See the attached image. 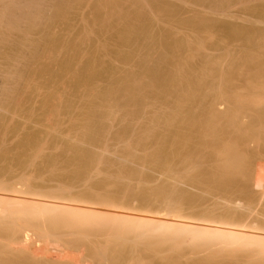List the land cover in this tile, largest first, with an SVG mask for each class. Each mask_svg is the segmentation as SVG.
<instances>
[{
    "label": "bare ground",
    "instance_id": "6f19581e",
    "mask_svg": "<svg viewBox=\"0 0 264 264\" xmlns=\"http://www.w3.org/2000/svg\"><path fill=\"white\" fill-rule=\"evenodd\" d=\"M50 0H48L47 1V3H50L49 2ZM54 1V0H53ZM52 1V2H53ZM93 1V0H92ZM99 1H101V0H99ZM98 0H97V2H95V6H94V8H96V9H98L99 7H103V6H105L106 7V9H107V12H108V14H109V16H108V14H107V12L105 11V13H103L102 15H100V16H98L97 17V21H99V23H98V25L100 24L102 27H104L105 28V26L107 27V25L108 24H110V22L111 21H109V18H111L113 15V17L112 18H114V17H116L117 19H118V21H119V23H122L123 25H120V26H122L118 31H115L114 32V38H115V40H116V50H115V54H116V56L117 57H119L120 58V60L122 59L123 60V62H128V61H132V58H134V56H135V54H136V51H138V49L136 50V48L138 47L137 46V44L140 42L141 44H143V48H142V45H141V48H140V50L141 49H143L142 51H144L143 52V54H140L141 56V58H139V60H138V66H139V68H142L143 67V70L141 69V72H140V74L139 75H141V74H143L142 72H146L147 73V75H146V77L148 76V77H150V79L151 80H153V82H155V83H153L154 85H155V87L157 88V90H158V88H162L163 90H158L159 92H157L156 93V100H155V108H154V113H153V117H151V119L148 121V125L146 126V128L145 127H143L140 131H139V133H138V131H137V134L135 133V131H133L137 136H136V138H134L135 140H131L130 141V139H133L132 138V136H133V133H132V136H131V138L129 139H127V137H125L124 136V138H123V135L125 134V132H127L126 130H123V131H121L120 132V135H119V133L117 134V133H115L116 135H114V136H116L115 138L117 139V141L118 142H122L121 143V147H122V149H123V152L124 153H121V154H123L122 156H121V154L119 155V154H117L116 152L117 151H114L113 150V148L112 149H110L111 148V145H113V144H110V147H109V145L107 146L106 144H109L108 143V141L107 140H105V142H104V140L102 139V137L105 139L107 136L105 135V137L103 136V134H104V132H105V126L107 127V124L104 126V124H103V126H104V128H101L102 129V131H104L103 133L102 132H99V126L98 125H100V127H102V125H101V116H100V118H99V108H101V107H107L108 109L110 108H112L113 106V108H115V107H118L119 109L122 107V109L124 110V108L125 109H127L128 110V108H129V106L131 105V103L132 104H134V106H136L135 105V102H137L138 103V105L140 106V104L139 103H141V99L142 98H140V96H141V92L142 93H144L143 91V85L141 86V80H138V82H139V84H137V79H138V76H137V79H136V77H135V74H127L126 72V75H125V77L123 76V78H119V77H117V78H115V79H113V81L111 82V84H109V85H107V86H105L104 88H102L101 89V91H99V93H97V95H95V94H91L92 92H90V89L92 88H90L89 89V92H90V94L91 95H95V96H91L90 94H89V99L90 100H88V104H87V109L85 110L86 111V113H85V111H84V113L85 114H81V115H83V122H82V120L80 121L81 123L79 124V126H77L79 129H77V130H79V131H76L75 129L77 128H75L74 127V134H75V132H77L76 133V136H75V138H74V136H72V135H74L73 133H72V135H71V137L73 138V140L74 141H69V140H72V138L71 137H69L70 139L69 140H67V141H65L64 143L66 144V142L67 143H69L68 144V146H64V148L62 147V149L63 150H69V153H71V154H69L68 152V155H65L67 158H65V156H63L62 155V153H63V150L61 151V153L59 152V155H61L62 157V159H63V157H64V159H63V161L65 162V163H62V162H60V163H62V165L64 166V167H66V168H64V170L66 169V171H69L72 167V171L70 170L69 171V173L70 172H72L71 174H69V173H67L66 172V174H64L65 173V171H63V170H61V171H63V175H59L61 172L60 171H58L59 169V167H57L56 166V163H57V165L59 166V164L60 163H58L57 161H56V158L55 157H53V156H46L45 158H44V167L45 168H47L46 166H49V167H51L50 169H51V171L54 173V174H50V176H49V178L51 177V175H54L55 176V174H58L60 177L62 176V177H66V175H67V178H71V180H73L74 182H75V180L77 181V183H78V187L80 186V182H78V180H81L82 179V182L84 183V181L83 180H85L84 178H86L87 177V175H89V173H90V169L92 170V167L90 166V165H93V164H100L99 162H102V159L101 158H99L98 157V153H100V151H101V153L103 152L104 153V157H105V154L107 153V152H109V155L108 154H106V159L105 158H103L104 159V162H106L105 164H108V165H110V161H112L113 163H114V160H119V161H115V163H122V165H123V168H124V170L126 169L125 167H124V165L127 163V165H126V167H128L127 169H128V176L127 175H125L126 174V172H124L125 174L123 175L122 174V172L119 174V176H127L126 178H128V179H132L131 180V182H132V185H134V186H136L135 184H133L135 181V177H136V173L138 172V174H139V171H136V167L137 166H139V164H140V166H141V164H145V167H143L142 166V168H146V165H147V167L148 166H150V164H151V167L153 168V171L156 173V175L155 176H157L159 173H161L163 170H167L165 173H167L168 171V173H171V174H168V175H170V176H166L167 177V180L168 181H170V182H168V184L169 183H171L172 182V184H170L168 187H165L164 185H163V187H161L160 186V184L162 183H160L159 184V186H158V184H157V182H159V181H157L156 182V186H154L153 188H154V190H151L150 189V191L149 192H153L154 191V193H150L151 194V196H150V194L147 192H145V190H141L139 187H140V181L142 180V177H143V174H142V176L141 177H139V178H141V180H137L138 182H139V186L137 187L139 190H141V191H139V192H142L143 194L141 195V193H140V196H139V193L136 191V187L134 188L135 190L134 191H136L135 193L136 194H138V197H139V199H138V197L137 196H135L136 194L134 193V191L132 190V187H134V186H132L131 185V182H128L129 180L128 179H126V180H124L125 182H127V183H130V185H131V188H129V186L128 187H126V186H124V188L126 187L127 188V190H125V191H128V193L126 194L125 193V191H123V185L122 184H124L125 182L124 181H120V179L121 180H123V178H121L120 177V179H119V181H120V183H122L121 185H118L117 184V182L119 183V181L118 180H116L115 179V181H114V178H112V177H114V176H110V175H105V174H103L104 172V170H101L103 173V176L105 175V177H104V179L102 180V182H101V184H104L105 186H107L108 185V187L110 186V185H114V184H117L118 186H120V188H122V189H119V190H122V194L123 193H125V196L126 197H124L126 200H129V199H131V195H133L134 197L133 198H136L137 197V199L138 200H140L142 203H143V201H145V203H141L140 205H141V207L140 208H137L138 207V205L137 206H134V207H132V205H134V204H132V203H130V202H128V201H126L124 198H122L120 201L122 202V200H123V202L122 203H120V201H119V199H120V197L122 196V195H120V197L118 196V198L116 197L115 199H118V203L117 202H113V201H116V200H113L114 199V197L113 196H109L110 194H108V190L106 189L107 187H105V188H103V186L101 187V188H103V189H106L107 190V192H104V191H100V194H99V192L96 190H93V192H92V190H91V192L90 193H88L89 192V190H88V192H87V188H86V190L85 191H83L84 189H82V192H83V194L85 193V194H87L86 196H85V194L83 195V197L81 196L82 194L80 193L79 194V191L77 192L78 194H79V196L78 197H76L78 194L77 193H75V194H77V195H75L74 194V192H73V194H74V196L70 193L69 194V192H67V191H71V189H73L74 187H73V184H75V183H73V184H71V180H69V181H71V182H69L70 184H71V186L69 187V186H67V185H70V184H68V182H65L64 184L67 186V187H69V188H67L66 186H61L60 187V185H58L59 186V188H58V186L57 187H55V188H58V189H49V191L48 190H46L47 192H45V189L44 190H41L38 186H37V188H36V186H34L35 184L37 185V183H34V184H32L33 182H35L33 179H32V177L30 178V176L32 175L33 177H34V174H36L37 175V171L40 169L39 167H37V168H39L36 172H35V170H34V172L35 173H32V171H33V169H32V171H31V173H29V174H27V172H26V170L24 171V172H26V174L22 171L23 169V167H21V169H19V170H21L22 172H23V174L22 173H20L21 175L20 176H18V178H16V179H14L13 181L12 180H7V179H5L6 177H4V179H3V177L1 178L0 177V232H2V233H0V253H2V254H0V257H3L2 258V260L0 259V264H26V263H28L29 264V262H36V264L37 263H44V264H91L93 261H95L94 260V258H95V256L97 257V255H98V253L97 252H95L96 254L95 255H93L94 256V258H93V256L91 255V254H89L91 251L90 250H92V252H94V248H95V246H96V244L97 243H93V244H95V245H92V246H94V247H91V245H90V250H89V246H88V244L84 247V246H82L83 244H85V243H83V242H79L78 241V243H79V245H81V246H79L77 243H73L72 242V240H70L69 238H68V236H71V238H72V236H73V238H74V236H80V237H82L81 235H84L85 237H87V236H89L88 238H87V240L88 239H90V243L93 241H95L96 239V241L98 242V240L100 241V238L102 239L103 238V240H104V238L105 239H110V240H108V241H111L112 239L113 240H115V242L118 240H120L121 242L122 241H124V242H126V241H128V242H132V243H134V244H132V245H136V244H143V245H145L146 246V248H157V249H160V250H162V251H170V252H174V253H178L179 255H180V253H188V254H186V256H190V254H195V256H196V254L197 255H201V254H205V253H210V254H212L213 253V255H214V259L212 258L211 259V257L213 256H211V257H207L206 256V258H200V262L201 263H205L206 264V260H210L209 262H207V263H210L211 264V262H212V264H231V263H237V264H239V263H242V264H264V224H261V221L259 222V223H257L258 222V220H260V219H263V218H260V219H258V220H254V216L256 215V214H254V218H251L252 219V221H250L249 220V214L248 213H250L251 211L249 210V209H252L251 208V206L249 205V204H251V203H247L246 204V202H245V204H246V206L247 207H245V204H244V206H243V204L241 205V202L239 201V198H236V197H234L233 196V194H235V192L234 191H236L237 192V189L238 188H236V190H234L235 189V187L234 186H236V185H238V180H237V177L239 176V178H244V180H246L247 179V181H248V183L251 181H249L248 180V174H247V172H248V168L251 166V165H249V160H248V158L247 157H249L248 155V153H246L245 151L246 150H244V148L246 149V143H248V140H247V137L249 138V136H248V134L249 133H247V131L244 129V127H243V125H241L240 124V122H242V120H240V119H242L243 117H242V115L244 116V114H245V112H246V110H248V109H244L243 107L245 106V105H248L249 107H251V106H257V104L259 105V104H263L264 103V101H263V99L264 98H262L261 97V95H260V93H259V95H257V93H256V91H255V93H254V91H253V95H247V96H243V97H241L240 95L239 96H235L234 94H232L231 96H233L234 95V98H232L231 100L233 101V99H234V102H235V105H237L238 107H240V106H242L241 107V110H234V111H236V113L234 112V114H231V115H228V116H226V117H223L222 118V115L223 114H221V116L219 115V117L218 116H216V113L214 112V110H213V107H212V110H213V113L212 112H210V114L211 115H209L208 113L209 112H207L206 114H208V115H205L204 113L203 114H201V113H198V111L196 112V111H192V110H194L195 108H194V104L195 103H197L198 104V102H202L203 101V99H205L204 98V95L202 94V96H201V98H200V95H198L196 92L199 90V89H197L198 87H200V86H203V85H206L205 83H207V82H212V81H208L207 79H205L204 77H208V73H209V75L212 73V71H214L215 72V70H216V68H217V66H218V61L215 59V58H213V57H211L210 55V57L209 56H207L206 55V53H205V55H201L202 57V59H201V63H200V65H192V64H186L187 62H186V60H184L185 62V66L187 65V68H184L185 69V74L186 73H189V76H191V77H185V78H182V79H177L174 75H175V73H180L182 70H180V69H178V67H174L173 69H172V67H170L171 69H169V68H167V70H165V72L164 73H161L162 72V65L163 64H161V66H160V63L161 62H163L164 61V59H166L167 57V55L165 54L164 55V52H161V51H159L160 52V54H158V56L157 57H152L151 58V56L149 55V54H151V50L154 48V46H156V45H160L161 46V49H165L166 50V48L168 47L169 49L171 48V42H170V39H171V36H169L168 34H162V35H159V34H151V32H150V34H149V32H148V30H150L151 31V29H149L150 27H152V25L154 24V22L159 18V17H161V14L164 12L165 13V11H166V9L164 8L163 10H161V12L162 13H160V16H159V13H157L158 11H160V9L161 8H156V9H158V11L157 12H153V11H156V10H153L152 11V9H151V7L152 8H154L153 7V5L152 4H150V2L148 3L147 1H145L144 0V2H143V0H132L133 1V3L131 2V7L129 6V8L125 11H121L122 10V3H121V1L122 0H102L101 2H99ZM125 1V0H124ZM196 2H198V4L199 3H202V2H204V3H202V4H205L206 6H207V8L209 7V8H211V10H216V9H219V8H223V7H225V6H230L231 7V5H230V3H231V1L230 0H208V3H205V2H207V0H205V1H203V0H195ZM239 1H243V0H239ZM245 1V0H244ZM249 1V0H248ZM44 0H0V58L2 59V61H4V64L6 65H4V64H0V65H2L3 66V69L1 68V66H0V100H1V102L2 101H4V103L2 102V104H0V105H4L5 106V104H7L6 103V98H7V102L9 101V103L11 104V99L13 98V96H14V92H15V90H14V88H15V86H17V83H13V80L15 81V79L17 78L16 76H17V74H18V71H13V69H12V67H17V65H22L21 66V69H19V67H17L18 69H19V72L21 71V70H23V64H24V62H23V64H19L20 63V61H22L25 57L24 56H28L26 53V51H25V49L27 48V47H30V50H29V53H30V55L34 52V54H33V56L32 57H37L38 56V53H36V49H38L39 50V48L41 47L40 46V44L42 45L43 43H40L41 41H38L37 40V42H39V43H36L35 41V43L34 42H32V44L29 42L30 41V39L28 40V37H27V35H29V34H27V35H25V32H26V30H27V28L28 29H34V27L35 26H37V25H35L34 26V24L33 23H37L38 21L37 20H39V19H42L43 20V18H42V16H44V15H42L43 14V12H44ZM51 2V3H52ZM55 2V1H54ZM60 2V1H59ZM59 2H57L56 1V4H58ZM62 2V1H61ZM65 2V1H64ZM67 2H69V1H67ZM125 2H127V0L125 1ZM238 2V1H237ZM71 3H72V1H71ZM74 3V2H73ZM128 3V2H127ZM46 4V3H45ZM53 4H55V3H53ZM61 4V3H60ZM65 4V3H64ZM63 4V5H64ZM79 4V3H78ZM66 5V4H65ZM69 5V3L67 4V6ZM72 5V4H71ZM48 6H50V5H48ZM47 6V4H46V7H48ZM52 6V5H51ZM51 6L49 7V9L51 8ZM59 6V5H58ZM70 6V5H69ZM68 6V7H69ZM204 6V5H203ZM206 6H204V8L206 7ZM53 7H55V5L53 6ZM52 7V8H53ZM61 7V6H60ZM68 7H67V9H68ZM118 7H121L120 9L118 8ZM262 7V6H261ZM150 8V9H149ZM163 8V7H162ZM168 8V7H167ZM227 8V7H226ZM229 8V7H228ZM257 8V7H256ZM93 9V8H92ZM124 9V8H123ZM147 9L149 10V12H150V10L153 12V13H148L147 12ZM224 9V8H223ZM46 10H48V9H46ZM52 11H53V13H54V10L53 9H51ZM50 10V11H51ZM56 10V9H55ZM95 10V9H94ZM255 10V9H254ZM59 11V10H58ZM60 11H61V9H60ZM65 11H66V8H65ZM172 11V10H171ZM221 11V10H220ZM245 11V10H244ZM250 11V10H249ZM102 12V11H101ZM52 13V14H53ZM62 13V12H61ZM64 13H66V12H64ZM67 13H68V11H67ZM163 13V14H164ZM170 13V12H169ZM261 13V12H260ZM58 14V13H57ZM56 14V15H57ZM263 14V13H262ZM49 15H51V13L49 14ZM65 15V14H64ZM64 15H62V14H60V17L59 18H63V17H65ZM110 15H112L111 17H110ZM54 16V15H53ZM58 16H59V14H58ZM177 16V15H176ZM47 17V16H46ZM49 17V16H48ZM45 18V17H44ZM50 18H52L51 16H50ZM54 18V17H53ZM52 18V19H53ZM58 18V19H59ZM70 18V17H69ZM46 19V18H45ZM67 19V18H66ZM169 19V18H168ZM24 20V21H23ZM28 21V22H26V21ZM50 20V19H49ZM61 20V19H60ZM96 20V19H95ZM155 20V21H154ZM180 20V19H179ZM182 20V19H181ZM201 20V19H200ZM27 23V28H25L26 30L25 31H23V30H21L20 31V28L22 27L20 24L21 23ZM35 21H37V22H35ZM117 21V20H116ZM41 21H39V23H40ZM93 22H95V21H93ZM164 22V21H163ZM171 22V21H170ZM180 22V21H179ZM201 22V21H200ZM32 23V24H31ZM43 23V22H42ZM41 23V24H42ZM185 23V22H184ZM31 24V25H30ZM191 24V23H190ZM23 25V24H22ZM31 26V28H30V26ZM39 25V24H38ZM43 25V24H42ZM49 25V24H48ZM88 25V24H87ZM90 25V24H89ZM88 25V26H89ZM21 26V27H20ZM34 26V27H33ZM100 26V27H101ZM38 27V26H37ZM87 27V26H86ZM24 27H22V29H23ZM42 28V27H41ZM51 28V27H50ZM88 28V27H87ZM91 28V27H90ZM39 29V28H38ZM89 29V28H88ZM31 30V31H32ZM85 30V29H84ZM91 30V29H90ZM89 30V31H90ZM103 30V29H102ZM108 30V29H107ZM16 31V32H15ZM19 31V33L20 32H23V34L22 33H20L19 35H18V32ZM34 31V30H33ZM162 31V30H161ZM225 36L227 37V38H235V37H240V38H242L243 40H246V41H252V38L254 37H251L252 35H249V33H246L245 32V30H243V29H241V28H239V27H225ZM29 31L27 30V33H28ZM85 32V31H84ZM87 32V31H86ZM256 32V31H255ZM260 33V31H257L255 34H259ZM14 33H17V34H14ZM48 33H49V31H48ZM91 33V32H90ZM12 34L14 35V36H12ZM22 34V35H21ZM112 34V33H111ZM254 34V35H255ZM16 35V36H15ZM32 35V34H31ZM82 35V34H81ZM88 35H89V32H88ZM257 35H255L256 37L255 38H258L257 37ZM261 35H262V33H261ZM13 38H12V37ZM41 36V35H40ZM260 36V35H259ZM264 36V35H263ZM34 37V36H33ZM33 37H31V38H33ZM87 37V36H86ZM42 38V37H41ZM65 38V37H64ZM250 38H251V40H250ZM38 39V38H37ZM78 39H81V38H78ZM190 39V38H189ZM254 39V38H253ZM26 40H28L27 41V47L24 49V47H22V46H24L26 43ZM43 40V39H42ZM60 40H61V38H60ZM60 40H58L59 41V43H58V41L56 42L57 44H61L62 42L60 41ZM76 40H77V38H76ZM113 40V39H112ZM114 40V41H115ZM141 40V41H140ZM142 40H144L143 42H145L146 43V45H144V43L142 42ZM174 40V39H173ZM228 40V39H227ZM261 40V39H260ZM32 41V40H31ZM78 41V40H77ZM80 41V40H79ZM82 41V40H81ZM89 41V40H88ZM148 41V42H147ZM258 41H259V39H258ZM28 42L30 43V46H29V44H28ZM254 42V41H253ZM252 42V43H253ZM260 42H263V40L262 41H260ZM46 42H44V44H45ZM49 43V42H48ZM64 43V42H63ZM174 43V42H173ZM179 43V42H178ZM71 45V43H68L67 45ZM77 44V43H76ZM99 44V43H98ZM175 44V43H174ZM196 44V43H195ZM249 44V43H248ZM31 45L33 46L32 48H31ZM49 45V44H48ZM63 45V44H62ZM66 45V46H67ZM69 45V46H70ZM135 45H136V47H135ZM139 45V44H138ZM194 45V44H193ZM40 46V47H39ZM45 46V45H44ZM54 46V45H53ZM63 46H65V45H63ZM62 46V47H63ZM69 46H68V49H69ZM173 46V45H172ZM252 47H253V45H251ZM8 47H9V49H8ZM43 47V46H42ZM50 47V46H49ZM56 47V46H55ZM74 47V48H73ZM73 47L71 46L70 47V54H72L71 55V57L69 58V59H71V60H66L65 62H63L62 64H61V68H63L64 66V68H63V72H67V71H69L70 72V69L69 68H72V66L70 67V63H73V62H71V61H73L72 60V58L74 57L75 58V56L77 55V49L75 48L76 47V45L73 43ZM140 47V46H139ZM260 47V46H259ZM58 48V47H57ZM56 48V49H57ZM93 48V47H92ZM128 48V49H127ZM156 48V47H155ZM174 48V47H173ZM21 49H23V50H21ZM31 49L33 50V51H31ZM35 49V50H34ZM41 49V48H40ZM52 49V48H51ZM55 49V50H56ZM68 49H66V50H68ZM146 49V50H145ZM160 49V48H159ZM160 49V50H161ZM175 49V48H174ZM195 49V48H194ZM42 50V49H41ZM43 50H44V48H43ZM54 50V49H53ZM136 50V51H135ZM139 50V51H140ZM177 50V49H176ZM249 50V49H248ZM24 51L26 52L25 54H24ZM46 51V50H45ZM52 51V50H51ZM60 51V50H59ZM141 51V52H142ZM194 51V50H193ZM259 51V50H258ZM39 52V51H38ZM47 52V51H46ZM168 52V51H167ZM190 52V51H189ZM244 52V51H243ZM67 53V52H66ZM69 53V52H68ZM138 53V52H137ZM154 53V52H153ZM244 53H246V52H244ZM35 54H37V56H35ZM75 54V55H74ZM156 54H157V52H156ZM173 54V53H172ZM261 54H262V52H261ZM24 55V56H23ZM67 55H69V54H67ZM83 55V54H82ZM86 55V54H85ZM171 55V54H170ZM181 55V54H180ZM192 55V54H191ZM241 55H243L242 54V52H241ZM250 55H252V53L250 54ZM66 56V55H65ZM138 56V55H137ZM153 56H156V55H153ZM199 56V55H198ZM246 56H248V54L246 55ZM29 57V56H28ZM28 57L27 58H25V60H23V61H25L26 62V59H28ZM56 57V56H55ZM67 57V56H66ZM65 57V58H66ZM139 57V56H138ZM169 57V56H168ZM181 57V56H180ZM214 57H215V55H214ZM217 57V56H216ZM236 57V56H235ZM244 57V56H243ZM249 57V56H248ZM258 57V56H257ZM262 57H264V56H262ZM21 58H23V59H21ZM31 58V57H30ZM38 58H39V56H38ZM68 58V57H67ZM220 58V57H219ZM222 58V57H221ZM233 60H234V58L233 57H231ZM253 58H255V57H253ZM253 58H251V59H253ZM36 59V58H35ZM63 60H64V58H62ZM62 59H60L61 61H63ZM90 59V58H89ZM131 59V60H130ZM134 59H136V57L134 58ZM229 59V58H228ZM237 59V58H236ZM241 59H243V58H241ZM32 60V59H31ZM31 60H29V64H30V61ZM121 60V61H122ZM239 60V59H238ZM244 60V59H243ZM248 60V59H247ZM249 60H250V58H249ZM248 60V61H249ZM260 60V59H259ZM180 61V60H179ZM187 61H188V59H187ZM190 61V60H189ZM188 61V62H189ZM236 61V60H235ZM245 61V60H244ZM247 61V62H248ZM252 61H254V60H252ZM260 61H262V60H260ZM259 61V62H260ZM1 62V61H0ZM28 62V61H27ZM33 62H34V60H33ZM93 62L94 61H92L91 59L90 60H88L85 64H84V67L82 68V70L81 71H79L78 73L76 72V74H80V75H76L75 73V75H74V78L75 77H77V78H75V79H73V80H78V78H79V76L81 77V78H79L80 80H79V83L81 84V82L80 81H84V78H86L87 80V82H88V80H89V78L93 75H95L96 73H98V71H97V68H96V66L94 65L93 66ZM191 62V61H190ZM229 62H230V60H229ZM257 62V61H256ZM259 62H257L258 64H259ZM179 63H181V62H178L177 64H179ZM236 63H237V61L235 62V65H236ZM249 63V62H248ZM253 63H255V62H253ZM256 63V65H258ZM262 63H264V61L263 62H261V64ZM94 64H95V62H94ZM182 64H183V62H182ZM182 64H179V65H182ZM228 64V63H227ZM231 64H233L232 63V60H231ZM62 65H64L63 67H62ZM174 65H176V64H174ZM178 65V66H179ZM184 65V64H183ZM221 65V64H220ZM244 65V64H243ZM246 65H249V64H246ZM252 65V64H251ZM255 65V66H256ZM25 66H27V64H25ZM169 66V65H168ZM223 66V65H222ZM231 66L232 65H230V68H231ZM263 66V65H262ZM7 67V68H6ZM56 67V66H55ZM69 69H67V68ZM94 67H95V69H94ZM225 67V66H224ZM228 67V66H227ZM29 68V67H28ZM60 68V70H62ZM65 68L67 69V71H64L65 70ZM137 68V67H136ZM145 68V69H144ZM180 68V67H179ZM253 68V67H252ZM254 68H256V67H254ZM260 68V67H259ZM27 68L25 67L24 68V70H26ZM169 69V70H168ZM181 69H183V67H181ZM232 69V68H231ZM231 69H228V70H231ZM236 69H237V67H236ZM236 69H235V71H236ZM247 69V68H246ZM14 70H16L15 68H14ZM36 70V69H35ZM79 70V69H78ZM128 70V69H127ZM146 70V71H145ZM249 70V69H248ZM253 70H256V69H253ZM261 70V69H260ZM27 71V70H26ZM25 71V72H26ZM29 71H30V69H29ZM41 71V70H40ZM184 71V70H183ZM232 71V70H231ZM231 71H230V73H231ZM24 72V71H23ZM24 72V73H25ZM60 72H62V71H60ZM122 72H124V71H122ZM213 72V73H214ZM218 72V71H217ZM248 72V71H247ZM253 72V71H252ZM260 72H263V71H260ZM16 75H15V74ZM29 73V72H28ZM134 73V72H133ZM182 73V72H181ZM213 73H212V75H213ZM216 73V72H215ZM232 73H234L233 71H232ZM240 73V72H239ZM27 74V73H26ZM120 74V73H119ZM122 74H124V73H122ZM136 74H138V73H136ZM183 74V73H182ZM181 74V75H182ZM207 74V75H206ZM258 74V73H257ZM21 75L23 76V73H21ZM21 75H18V77L20 76V77H22ZM30 75V74H29ZM144 75V74H143ZM150 75V76H149ZM180 75V76H181ZM217 75H218V73H217ZM255 75V74H254ZM262 75V74H261ZM72 76V75H71ZM195 76V77H194ZM215 76V75H214ZM258 76V75H257ZM20 77H19V82H21L22 80L20 79ZM25 77H26V75H25ZM25 77H23L22 79H24ZM84 77V78H83ZM89 77V78H88ZM152 77V78H151ZM184 77V76H183ZM210 77V76H209ZM212 77V76H211ZM215 77H217V76H215ZM221 77H224V76H221ZM259 77V76H258ZM258 77H257V79H258ZM30 78V77H29ZM83 78V80H81ZM213 78V77H212ZM225 78V77H224ZM264 78V77H263ZM28 79V78H27ZM17 80V79H16ZM219 80V79H218ZM217 80V81H218ZM222 80V79H221ZM250 80V79H249ZM259 80H260V77H259ZM255 81L254 80V82L253 81H247V82H249V83H246V85H249V87H252L253 89L255 88H263L264 89V79H261V81ZM263 80V81H262ZM35 81V80H34ZM150 81V80H149ZM216 81V80H215ZM216 81V82H217ZM223 81V80H222ZM221 81V82H222ZM12 82V83H11ZM77 82V81H76ZM86 82V83H87ZM142 82H143V80H142ZM146 82H148V81H146ZM151 82V81H150ZM215 82V83H216ZM229 82V81H228ZM227 81H225V83L227 84L228 83ZM252 82V83H251ZM11 83V84H10ZM89 83H93V82H89ZM214 83V84H215ZM219 83V82H218ZM230 83V82H229ZM30 84H31V82H30ZM144 84H146V83H144ZM148 84H150L149 82H148ZM148 84H146V85H148ZM203 84V85H202ZM213 84V85H214ZM224 83L222 82V85H223ZM242 84V83H241ZM11 85V86H10ZM89 85V84H88ZM91 85V84H90ZM93 85L95 86V84L93 83ZM93 85H91V86H93ZM150 85H152V84H150ZM209 85H211V83L209 84ZM209 85H208V87H209ZM219 85V84H218ZM221 85V86H222ZM239 85V84H238ZM245 85V86H246ZM14 88H13V87ZM93 86V87H94ZM215 86H216V84H215ZM215 86H213V88L215 87ZM220 85H219V87H221ZM243 86V85H242ZM207 87V88H208ZM248 87V86H247ZM14 90V92H12V89ZM17 88V87H16ZM21 88V87H20ZM20 88H19V90H20ZM155 88V89H156ZM204 88H205V86H204ZM211 89H212V85H211V87H210ZM209 88V89H210ZM216 88V87H215ZM244 88V87H243ZM246 88V87H245ZM251 88V89H252ZM86 89V88H85ZM93 89V88H92ZM100 89V88H99ZM148 89V88H147ZM167 89H171V93H170V90H169V94L170 95H166V94H164V92H166V93H168L167 92ZM196 89H197V91H196ZM217 89V88H216ZM236 89V88H235ZM240 89V88H239ZM18 90V91H19ZM94 90V89H93ZM165 90V91H164ZM205 90V89H204ZM218 91H219V89H217ZM216 90V91H217ZM6 91H8V93H10L9 91H11V96H9L10 94H8ZM18 91H16V92H18ZM201 91V90H200ZM212 91V90H211ZM215 91V90H214ZM258 91V90H257ZM20 92V91H19ZM18 92V93H19ZM163 92V93H162ZM220 92H221V90H220ZM222 92H223V90H222ZM261 92V91H260ZM262 92H264V91H262ZM7 93V94H6ZM14 93V94H13ZM202 93V92H201ZM216 93V92H215ZM250 92H248V94H249ZM205 94H207L206 92H205ZM210 94V92L208 93V95ZM237 94V93H236ZM246 94V93H245ZM256 94V95H255ZM9 96V97H7V96ZM16 95H18L17 93H16ZM145 95V94H144ZM143 95V96H144ZM5 96V97H4ZM86 96V95H85ZM206 96V95H205ZM260 98H259V97ZM87 97V96H86ZM94 97H95V99H94ZM142 97V96H141ZM207 97V96H206ZM209 97V96H208ZM211 97V96H210ZM213 98H216L217 97V95L214 97V96H212ZM3 98H5V100L3 99ZM8 98H10L9 100H8ZM15 98H17V97H15ZM61 98V97H60ZM99 98V99H98ZM203 98V99H202ZM213 98H211L212 100H213ZM3 99V100H2ZM59 99V98H58ZM198 99H200V100H198ZM206 99H208V98H206ZM14 100V99H13ZM16 100V99H15ZM61 100V99H60ZM96 100H99L98 102L96 101ZM111 100L112 101H114V103H112L111 102ZM198 100V101H197ZM225 100V99H224ZM108 101H109V104H108ZM144 101V100H143ZM197 101V102H196ZM211 101V100H210ZM223 101V100H222ZM13 102V101H12ZM213 102H214V100H213ZM227 102V101H226ZM106 104L108 105V106H106ZM208 104V103H207ZM211 104V103H210ZM13 105V104H12ZM145 105V104H144ZM201 105V104H200ZM244 105V106H243ZM4 106H0L2 109H4ZM7 106H9L8 104H7ZM147 106V105H146ZM199 106V105H198ZM260 106V105H259ZM263 106H264V104H263ZM137 108H138V106H136ZM166 107H167V109L168 108H170V111H168L167 109H166ZM193 107V108H192ZM260 107H262V106H260ZM260 107H258V108H260ZM12 108V107H11ZM10 108V109H11ZM142 108V107H141ZM192 108V109H191ZM232 108V107H231ZM233 108H236V106L234 107V105H233ZM233 108L232 109H228L227 110V112L229 111V110H233ZM242 108H243V111H245V112H243L242 111ZM248 108V107H247ZM258 108H256V112H257V109ZM60 109V108H59ZM107 109V115H105V117L107 118V119H109V118H111L110 116L112 115L111 113L113 112H111V110H108ZM135 109V108H134ZM140 109V108H139ZM198 109H199V107H198ZM227 109V108H226ZM250 109V108H249ZM253 108L251 107V110H252ZM262 109H263V107H262ZM115 110V109H114ZM117 110V109H116ZM250 110V111H251ZM2 111V110H1ZM1 111H0V113H1ZM5 111V110H4ZM18 111V110H17ZM119 111V110H118ZM138 111H140V110H138ZM146 112H147V110H145ZM202 111V110H201ZM207 111V110H206ZM221 111V110H220ZM223 111V110H222ZM240 111H242V113L240 114ZM253 111V110H252ZM259 111V110H258ZM264 111V110H263ZM262 111V112H263ZM103 112V111H102ZM141 112H142V110H141ZM248 112V111H247ZM246 112V113H247ZM185 113L187 114V116L185 115ZM228 113H230V111L228 112ZM231 113H233L232 111H231ZM238 113V114H237ZM244 113V114H243ZM250 113V112H249ZM258 114H259V112H257ZM257 113H252L253 115H255V114H257ZM264 113V112H263ZM262 113V114H263ZM32 114V113H31ZM59 114V113H58ZM127 114L130 116V117H133V116H135L134 114H135V111H133L132 112V110L131 111H127ZM137 114V113H136ZM141 114V113H140ZM144 114H146V113H144ZM226 114V113H225ZM257 114V115H258ZM85 115V116H84ZM110 115V116H109ZM147 115V114H146ZM146 115H145V117H146ZM152 115V114H151ZM215 115V116H214ZM246 115V114H245ZM252 115V116H253ZM4 116V115H3ZM118 116V115H117ZM126 116V115H125ZM140 116V115H139ZM247 116V115H246ZM259 116V115H258ZM258 116H255V117H257L258 118ZM58 117V116H57ZM113 117V116H112ZM150 117V116H149ZM242 117V118H241ZM0 118H1V116H0ZM75 118V117H74ZM79 118V117H78ZM251 118V117H250ZM256 118V119H257ZM2 119V118H1ZM86 119V120H85ZM115 119H116V116H115ZM126 119V118H125ZM134 119V118H133ZM252 119H254V118H252ZM61 120V119H60ZM59 120V121H60ZM113 120V119H112ZM122 120V119H121ZM147 120V119H146ZM69 121H71V120H69ZM124 121V120H123ZM123 121H121V122H123ZM137 121V120H136ZM139 121V120H138ZM257 121V120H256ZM255 121V122H256ZM262 121V120H261ZM76 122V121H75ZM77 122H79L78 120H77ZM135 122V121H134ZM145 122V121H144ZM150 122V123H149ZM244 122V121H243ZM2 123V122H1ZM32 123H34V122H32ZM56 123V122H55ZM62 123V122H61ZM66 123V122H65ZM68 123V122H67ZM69 123H71V122H69ZM125 124H126V122H124ZM252 124L254 123L253 121L251 122ZM250 123V124H251ZM259 123V122H258ZM15 124V123H14ZM71 124H73V123H71ZM74 124H76V125H78V123H74ZM73 124V125H74ZM110 124V123H109ZM121 124V123H120ZM119 124V125H120ZM124 124V125H125ZM128 125L129 124H131V123H127ZM137 124H138V122H137ZM249 124V125H250ZM255 124H257V123H255ZM255 124H253V126L255 125ZM6 125H8V123L6 124ZM13 125V124H12ZM60 125V124H59ZM62 125V124H61ZM66 125V124H65ZM65 125H64V127H65ZM73 125H71V126H73ZM111 125V124H110ZM132 125V124H131ZM134 125V124H133ZM139 125V124H138ZM144 125V124H143ZM142 125V126H143ZM146 125V124H145ZM260 125V124H259ZM10 128H11V125H8ZM20 126V125H19ZM54 126V125H53ZM58 126V125H57ZM75 126V125H74ZM141 126V127H142ZM241 126V127H240ZM252 126V125H251ZM3 127V126H2ZM4 127H5V125H4ZM18 127V126H17ZM49 127H51V126H49ZM60 127V126H59ZM61 127H63V126H61ZM98 127V128H97ZM136 127V126H135ZM243 127V128H242ZM250 127V126H249ZM248 127V128H249ZM254 127H256V126H254ZM9 128V129H10ZM58 128V127H57ZM66 128H67V126H66ZM72 128V127H71ZM161 128H163V130L161 129ZM247 128V129H248ZM251 128V127H250ZM258 128V127H257ZM264 128V127H263ZM9 129H8V131H9ZM12 129V128H11ZM47 129V128H46ZM69 129H70V127H69ZM100 129V130H101ZM108 129V131H109V129L110 128H107ZM124 129H126V128H124ZM132 129V128H131ZM144 129H145V131H144ZM20 130V129H19ZM52 130H54L53 128H52ZM51 130V131H52ZM61 130H63L62 128H61ZM67 130H68V128H67ZM71 130V129H70ZM69 130V131H70ZM142 130H143V132H142ZM262 130V129H261ZM264 130V129H263ZM11 131V130H10ZM54 131H57V130H54ZM65 131V130H64ZM114 131V130H113ZM129 131V130H128ZM3 132V131H2ZM7 132V131H6ZM6 132H5V134H6ZM18 132V131H17ZM31 132V131H30ZM47 132V131H46ZM68 132V131H67ZM71 132H73V131H71ZM70 132V133H71ZM111 132H112V130H111ZM257 132V131H256ZM259 132H260V130H259ZM258 132V133H259ZM15 133V132H14ZM55 133H57V132H55ZM70 133H68L69 134V136H70ZM101 133V134H100ZM105 133H108L107 132V130H106V132ZM128 133V132H127ZM255 133V132H254ZM35 134V133H34ZM43 134V133H42ZM60 134V133H59ZM257 134V133H256ZM260 134V133H259ZM7 135V134H6ZM29 135V134H28ZM49 135V134H48ZM55 135V134H54ZM121 135H122V137H121ZM153 135V136H152ZM4 136V135H3ZM25 136H27V135H25ZM35 136V135H34ZM65 136V135H64ZM128 136V135H127ZM177 136V137H176ZM208 137V136H211V137H213V138H215L216 140H217V138H221V139H218L217 141H220V142H222L221 143V145H220V142H219V145H220V147L217 145V148H216V150H215V152H211V154H213L214 156L213 157H211L210 155V151H206L205 153L210 157V158H208V156L205 154V153H201L202 152V150H204V148L203 149H201L199 152L201 153V154H198L197 155V153L195 154V156L193 155V154H188V152H190L191 150H190V148H189V146L190 147H192V145L190 144L189 145V143L191 142H189V140H192V139H194V141H197V139H203L204 137ZM47 137H50V136H47ZM46 137V138H47ZM52 137V139H53V137H55V136H51ZM112 137V136H111ZM135 137V136H134ZM150 137H153V139L152 140H154L153 142H154V151H153V154L152 153H150V154H148V152L145 150V151H142V150H144L145 148H146V144H148L147 142H149L148 140H149V138ZM176 137V138H175ZM206 137V138H207ZM258 137V136H257ZM10 138V137H9ZM28 138V137H27ZM30 138V137H29ZM33 138V140L35 141V137H31L30 139H32ZM61 138V137H60ZM62 138H64L63 137V135H62ZM66 138H67V134H66ZM108 138H110V137H108ZM113 138V137H112ZM172 139L173 141H175V142H173L174 143V146H176V147H173V151L171 150V152H169V151H166L167 150V148H166V144H164V142H166V141H168V140H166V139ZM205 138V139H206ZM227 138H229L227 141H226V139ZM2 139V138H1ZM5 139V138H4ZM7 139V138H6ZM22 139V138H21ZM30 139H28L29 141H31L30 143H29V141L27 142V140L26 141H24V139L22 140V141H24V143L25 142H27V143H29V145L31 144V143H33L32 142V140H30ZM38 139H39V137H38ZM51 139V138H50ZM65 139V138H64ZM148 139V140H147ZM170 139H169V142H170ZM196 139V140H195ZM209 139V138H208ZM250 139V138H249ZM43 140V139H42ZM47 140V139H46ZM115 140V139H114ZM146 140V141H145ZM164 140H166V141H164ZM212 140V139H211ZM222 140V141H221ZM247 140V141H246ZM252 140H253V136H252ZM259 140H261V138L259 139ZM2 141V140H1ZM6 141V140H5ZM40 141V140H39ZM50 141V140H49ZM57 141V140H56ZM104 143H103V142ZM112 141H113V139H112ZM111 140H110V142H112ZM144 141H145V143H144ZM201 141H203V140H201ZM200 141V142H201ZM216 141V142H217ZM253 141H256V138H255V140H253ZM258 141V140H257ZM36 142H37V139H36ZM36 142H34L33 144H31V146L30 147H33L34 148V146L33 145H35V148H37V146H39V144L38 143H36ZM46 142V141H45ZM52 142H54V141H52ZM60 142V141H59ZM107 142V143H106ZM177 142V143H176ZM192 142H193V140H192ZM4 143H6V142H4ZM23 143V142H22ZM23 143V144H24ZM27 143H26V145H27ZM40 143V142H39ZM48 143V142H47ZM58 143V142H57ZM62 143V142H61ZM106 143V144H105ZM114 143V142H113ZM168 143V142H167ZM205 143V142H204ZM208 143H210L209 141H208ZM213 143H215V142H213ZM212 143V144H213ZM244 143H245V147H244ZM260 143V142H259ZM262 143V142H261ZM264 143V142H263ZM263 143H262V145H263ZM22 144V146L24 147V145ZM38 144V145H37ZM46 144V143H45ZM54 144V143H53ZM151 144H152V142H151ZM151 144H148V145H150L151 146ZM193 144V143H192ZM197 144V143H196ZM202 144V143H201ZM200 144V145H201ZM207 144V143H206ZM1 145H2V143H1ZM4 145V144H3ZM19 145V144H18ZM29 145H27V146H29ZM37 145V146H36ZM43 145V144H42ZM47 145V144H46ZM50 145V143L47 145V146H49ZM58 145V144H57ZM63 145V144H62ZM148 145H147V147H148ZM204 145V147H207V145L205 146V144H203ZM260 145V144H259ZM7 146V145H6ZM27 146H25V149H26V147ZM114 147H115V145H113ZM117 146V145H116ZM118 146H119V144H118ZM198 146H199V144H198ZM197 146V147H198ZM210 147H212L211 146V143H210V145H209ZM214 146V145H213ZM250 146H252V145H250ZM258 146V145H257ZM0 147H3V146H0ZM94 147H97L96 148V150L95 151H93V148ZM100 147V148H99ZM109 147V148H108ZM152 147V146H151ZM150 147V148H151ZM188 147V148H187ZM194 147H196V146H194ZM203 147V146H202ZM215 147V146H214ZM254 147V146H253ZM261 147H263V146H261ZM4 148V147H3ZM10 148V147H9ZM28 148V147H27ZM50 148V147H49ZM48 148V149H49ZM66 148V149H65ZM117 148V147H116ZM153 148V147H152ZM172 148V147H171ZM209 148V147H208ZM1 149V148H0ZM6 149V147L4 148V150ZM24 149V150H25ZM47 149V150H48ZM57 149V148H56ZM95 149V148H94ZM97 149H101V150H97ZM119 149V148H118ZM121 149V150H122ZM185 149H189L188 151L186 150V151H184ZM192 150H194V149H196V148H191ZM210 149V148H209ZM209 149H207V150H209ZM212 149V148H211ZM215 149V148H214ZM253 149V148H252ZM28 150V149H27ZM38 150V149H37ZM51 150V149H50ZM59 150V149H58ZM57 150V151H58ZM113 150V151H112ZM139 150H141L140 152H142V153H140V154H138V153H136V151L138 152ZM147 150H148V148H147ZM153 150V149H152ZM46 151V150H45ZM57 151H55V152H57ZM64 151V152H65ZM98 151V153H97V156H96V154H94V152H97ZM149 151V150H148ZM184 151V152H183ZM214 151V150H213ZM248 151V150H247ZM0 152H2V151H0ZM6 152V151H5ZM50 152V151H49ZM54 152V153H55ZM106 152V153H105ZM111 152H113V153H116L114 156V159H113V157H112V153ZM118 152H119V150H118ZM145 152V153H144ZM152 152V151H151ZM194 153V151H191L190 153ZM255 152V151H254ZM4 153V152H3ZM12 153V152H11ZM20 153H21V151H20ZM30 153V152H29ZM37 153V152H36ZM36 153H35V155H36ZM44 153H46V152H44ZM102 153V154H103ZM144 153V154H143ZM7 154V153H6ZM16 154V153H15ZM33 154V153H32ZM110 154H112V155H110ZM142 154V155H141ZM246 154H248V155H246ZM20 155V154H19ZM39 155H41V154H39ZM59 155H57V157L59 158H57L58 160H60L61 158H60V156ZM100 155V154H99ZM202 155V156H201ZM205 155L207 156V158H208V160H207V158H206V160L204 159L205 158ZM260 155H261V153H260ZM5 156V155H4ZM3 156V157H4ZM14 156V155H13ZM24 156V155H23ZM29 156V155H28ZM43 156L44 155H42V158H43ZM112 157V158H110V157ZM252 156V155H251ZM2 157V156H1ZM6 157V156H5ZM4 157V159H6ZM15 157V156H14ZM18 156H16L15 158H17ZM36 157H38V156H36ZM36 157H34L35 159H37ZM40 157V156H39ZM98 157V158H97ZM259 157V156H258ZM264 157V156H263ZM12 158V157H11ZM14 158V159H15ZM22 158H24V157H22ZM22 158L20 159L19 157L17 158V159H20L21 161H19V160H17V162H18V164L16 163V161L13 159L12 160V162L14 163V161H15V163L17 164L16 166H18L19 164H21V166H24V168H25V165L26 164H24L26 161V163H28V160H25V159H23V160H25V162H23L22 161ZM253 158V157H252ZM261 158V157H260ZM30 159V158H29ZM41 159V158H40ZM61 159V160H62ZM251 159V158H250ZM259 159V158H258ZM262 159V158H261ZM7 160H8V162L9 163H12V162H10L9 161V159L7 158ZM6 160V161H7ZM11 160V159H10ZM38 160V159H37ZM1 161V160H0ZM4 161V160H3ZM33 163H34V160L32 159L31 160ZM31 161H29V162H31ZM43 161V159H41V162ZM203 161H204V163L207 165V168H206V165L205 166H203L204 165V163H203ZM206 161H210L209 162V164H210V167L208 166V163H206ZM31 162V163H32ZM36 162V161H35ZM111 162V164H113ZM255 162V161H254ZM253 162V163H254ZM15 163H14V165H15ZM43 163V162H42ZM66 163L68 164V165H72V167L70 168L68 165V169L69 170H67V166H65L66 165ZM114 163V164H115ZM134 163H137L136 165V167H135V170H134V167L133 166H131V164H134ZM203 163V164H202ZM36 164V163H35ZM65 164V165H64ZM101 164H104V163H101ZM250 164H252V163H250ZM34 165V164H33ZM107 165V167H109ZM117 165H119V166H122L121 164H117ZM116 165V167L118 168V166ZM202 165V166H201ZM12 166V165H11ZM15 166V167H16ZM26 166H29V165H26ZM30 166H32V164L30 165ZM39 166V165H38ZM40 166H41V164H40ZM94 166H97V165H93V167ZM106 166V165H105ZM114 166V165H113ZM135 166V165H134ZM7 167V166H6ZM6 167H4V166H1L0 167V175H2L3 174V172H4V174L6 173ZM19 167H20V165H19ZM42 167H43V164H42ZM89 167H91L90 169H88ZM98 167V166H97ZM106 167V168H107ZM115 167V166H114ZM113 167V168H114ZM197 167L199 168V170L197 169ZM203 167V168H202ZM8 168V167H7ZM12 167H9V169H11ZM29 168V167H28ZM32 168H33V166H32ZM99 168V167H98ZM105 168V169H106ZM140 168V167H139ZM148 168H150V167H148ZM148 168H147V170H148ZM192 168H195L196 170H198V173L196 174V175H200V176H196V175H194V173L193 172H191L192 174H193V176H191V175H189V171H191L190 169H192ZM202 168V169H201ZM15 169V168H14ZM31 169V168H30ZM56 169H58L57 171H58V173H56L57 171H55ZM95 170H96V168H94ZM108 169V168H107ZM107 169H106V171H107ZM115 169V168H114ZM138 169V168H137ZM8 170V169H7ZM18 170V171H19ZM41 170V169H40ZM43 171L42 172H44V168L42 169ZM47 170H49L48 168H47ZM87 170H89L88 172H87ZM94 170V171H95ZM118 170V169H117ZM140 170V169H139ZM143 170V169H142ZM146 170V171H147ZM189 170V171H188ZM126 171V170H125ZM135 171H136V173H135ZM145 171V170H144ZM144 171L143 172H141V173H144ZM152 171V170H151ZM193 171V170H192ZM250 171V170H249ZM1 172H2V174H1ZM9 172V171H8ZM46 172V171H45ZM50 172V171H49ZM48 172V173H49ZM60 172V173H59ZM88 173L86 176H85V173ZM116 172H118V171H116ZM150 172V171H149ZM195 172V171H194ZM197 172V171H196ZM251 172H253V178L251 177V179H252V181H253V183H254V186L256 187V188H258V190L261 192V199H262V197L264 196V163H262V164H260V162H258V163H256V166H255V168H254V170L252 171L251 170ZM9 173H15V172H9ZM8 173V174H9ZM18 173V174H19ZM38 173H40V171H38ZM113 173V172H112ZM164 173V174H165ZM190 173V174H191ZM3 174V175H4ZM17 174V173H16ZM41 174V173H40ZM40 174H38L37 176L35 175V177H37V181H39L38 179V177H39V175ZM45 174V173H44ZM62 174V173H61ZM92 174V173H91ZM90 174V175H91ZM107 174H108V172H107ZM110 174H111V171H110ZM145 174V173H144ZM150 174V173H149ZM148 174V175H149ZM153 174V173H152ZM6 175V174H5ZM10 175V174H9ZM24 175V176H23ZM28 175V177H26V176ZM45 175H47V173L45 174ZM45 175H43L44 177H45ZM100 175V174H99ZM113 175V174H112ZM117 175V174H116ZM42 176V175H41ZM57 176V175H56ZM55 176V177H56ZM59 176H57L58 178L57 179H61ZM96 176H98V172H97V175ZM106 176L108 177L107 179H105L106 178ZM122 176V177H123ZM151 176V175H150ZM155 176H154V178L153 179H155ZM164 176V175H163ZM241 176V177H240ZM251 176V175H250ZM34 177V179H36ZM55 177L53 178V179H55ZM95 177V176H94ZM99 177V176H98ZM102 177V176H101ZM109 177H111V178H109ZM137 177H138V175H137ZM145 177V176H144ZM153 177V176H152ZM165 177V178H166ZM199 177V178H198ZM247 177V178H246ZM9 178V177H8ZM29 178V179H28ZM49 178H44L45 180L46 179H49ZM100 178V177H99ZM115 178H116V176H115ZM147 178V177H146ZM146 178L144 179V180H146ZM161 178H162V176H161ZM165 178H163L164 180H165ZM197 178V179H196ZM25 179H26V183L25 182H23V181H25ZM28 179V180H27ZM30 179H32V181L30 180ZM40 179H42V177L40 178ZM89 181H92V180H90V179H92L91 177H90V179L89 178H87ZM95 180L97 179L96 177L94 178ZM111 179V180H110ZM137 179V178H136ZM152 179V180H153ZM159 179H160V177H159ZM163 179H161V180H163ZM32 182L31 184H30V181ZM62 180H65V179H63L62 178ZM62 180H61V182H62ZM88 180H85V187H89V186H86L87 185V183H88ZM98 180V179H97ZM128 180V181H127ZM148 180V179H147ZM150 180V179H149ZM157 179H155V181H156ZM240 180V179H239ZM42 181H44L43 179H42ZM48 181V180H47ZM50 181H52V179L50 180ZM49 181V182H50ZM59 181V180H58ZM86 181H87V183H86ZM94 181V180H93ZM99 181V180H98ZM103 181H104V183H103ZM112 182V181H114L115 183H113L112 182V184H110L109 182ZM134 181V182H133ZM136 181V182H137ZM166 181V180H165ZM23 182V183H22ZM28 182H29V184H28ZM48 182V183H49ZM52 182H54V181H52ZM55 182H56V180H55ZM61 182L59 181L58 182V184H61ZM97 182V181H96ZM100 182V181H99ZM144 182V181H143ZM240 182H242V181H240ZM240 182H239V184H240ZM244 182V181H243ZM18 183H19V185H20V183H22V186L20 187V186H18ZM41 183V182H40ZM44 183H45V181H44ZM47 183V182H46ZM51 183V182H50ZM76 183V184H77ZM83 183H81V185H83ZM109 183V184H108ZM119 183V184H120ZM153 183L155 184V182H154V180H153ZM152 183V184H153ZM164 183H166V182H164ZM176 183H179L180 185L181 184H183V185H188V186H192L193 188H196V189H200V191L202 190V193H201V195L202 194H204L205 192H208L210 195H211V197L213 198L214 196H215V198H213V200L215 199V201L211 204V206H209V204L211 203H209V204H205L206 206H199L198 204V207L200 208H204L203 209V211L201 210V209H199V208H197V207H195V208H197V209H193V208H191L192 207V205L190 206V205H188V203L186 204L185 202L188 200V202H193V200L195 199L196 201H197V199L199 198V197H203V196H199L198 198H197V196L196 195H194V196H196L195 198L193 197H191V198H189L190 196H192V194L191 193H189V192H192L191 190L190 191H186L187 190V187H186V189H185V187L184 188H182L183 187V185H181L182 187H179L178 188V185L176 184ZM64 184H62V185H64ZM76 184H75V186H76ZM89 184V183H88ZM94 184V183H93ZM101 184H99V185H101ZM141 184H143L142 182H141ZM145 184V183H144ZM146 184H147V181H146ZM151 184V183H150ZM153 184V185H154ZM167 184V183H166ZM176 184V185H175ZM246 184H247V182H246ZM25 185V186H24ZM51 185V184H50ZM54 185V184H53ZM90 185V184H89ZM97 185H98V183H97ZM112 185V186H113ZM124 185H126V184H124ZM148 185V184H147ZM146 185V186H147ZM233 185V186H232ZM23 186L24 187H26V189H24L23 188ZM52 186V185H51ZM93 186V185H92ZM95 186H96V184H95ZM122 186V187H121ZM145 186V185H144ZM144 186H142V188L144 187ZM148 186H150V185H148ZM231 186V187H230ZM47 187H48V185H47ZM53 187V188H54ZM73 187V188H72ZM116 187V186H115ZM113 188V189H116V188ZM192 187H189V188H192ZM238 187V186H237ZM241 187H244V186H241ZM246 187H247V185H246ZM81 188H82V186H81ZM90 188H91V186H90ZM89 188V189H90ZM94 188V187H93ZM92 188V189H93ZM98 188H99V186H98ZM111 188L112 187H110V190L109 191H111ZM117 188H119V187H117ZM147 188V187H146ZM152 188V187H151ZM180 188H182L181 190H179ZM248 188V187H247ZM40 189V190H39ZM43 189V188H42ZM68 189H70V190H68ZM76 189H77V187H76ZM75 189V190H76ZM79 189H80V187H79ZM95 189H96V187H95ZM145 189V188H144ZM149 189V188H148ZM184 189V190H183ZM196 189H194V191L192 192V193H197V191L195 192V190ZM231 189V190H230ZM249 189V188H248ZM51 190V191H50ZM101 190V189H100ZM220 190V193L218 192ZM241 190V189H240ZM243 190L244 189H242V192H243ZM256 190V189H255ZM42 191H44V192H42ZM55 192V193H53V192ZM115 191V190H114ZM117 191H118V189H117ZM176 191H178L180 194H178V192H177V194H176ZM182 191H183V194H182ZM184 191H186V193L187 194H189V196L184 192ZM247 191V190H246ZM246 191L244 192V193H246ZM257 191V190H256ZM63 192H67V193H63ZM81 192V191H80ZM98 192V193H97ZM103 192L105 193V194H103ZM119 192H121V191H119ZM240 192V191H239ZM242 192H240L241 194H242ZM254 192V191H253ZM60 193V194H59ZM101 193H102V195H101ZM108 194V196H107V194ZM113 193V192H112ZM115 193V192H114ZM178 196H175V194ZM208 193H205L206 195L208 194ZM249 193V195L251 194V192H248ZM89 194V195H88ZM144 194H146V196L144 195ZM191 194V195H190ZM209 194H208V196H209ZM238 194V193H237ZM241 194L239 195V196H241ZM247 194V193H246ZM257 194V193H256ZM103 195H105V196H103ZM124 195V194H123ZM144 195V196H143ZM184 195H186V196H188V198H187V200L184 198ZM198 195H199V193H198ZM243 195L244 194H242V198H243ZM254 195V194H253ZM252 195V196H253ZM87 196H89V197H87ZM90 196H91V198H90ZM92 196H93V199L95 200V201H92L93 199H92ZM107 196V197H106ZM115 196V195H114ZM129 196H131L130 198H129ZM181 196H183V198H184V200H186L184 203L186 204V205H188V206H185L184 204H182L183 206H185L186 208L188 207V208H190V209H192V210H196L193 214L190 212V213H185V212H187V211H184V208L182 207V205L181 206H179L180 204H179V202H178V200H182L181 201V203L184 201L183 199H181L182 197ZM208 196L206 197V198H208ZM80 197V198H79ZM86 197H87V200H86ZM112 197H113V199H112ZM146 197V198H145ZM210 197V198H211ZM248 197V196H247ZM245 198V199H247V202L249 201L248 200V198ZM250 197H251V195H250ZM256 197V196H255ZM82 198H84V199H82ZM89 198L91 199V200H89ZM96 198H97V201H96ZM106 198V199H105ZM109 198H111V201L109 200L108 201V199ZM129 198V199H128ZM180 198V199H179ZM204 198V197H203ZM203 198H201L202 200H203ZM258 198V197H257ZM161 199H162V201L164 200L165 202V204L167 205V206H165L164 208H162L161 209V206H162V204L160 205V207L158 206V204L157 203H159V201H161ZM178 199V200H177ZM201 199H199V200H201ZM217 199H219V201L217 200ZM232 199H233V201H232ZM235 199H237V201L235 200ZM241 199V198H240ZM253 199V198H252ZM259 199V198H258ZM258 199H257V201H258ZM100 200V201H99ZM105 200V201H104ZM125 200V201H124ZM198 200V201H199ZM201 200V201H202ZM235 200V201H234ZM241 200H244V199H241ZM129 201H132V199L131 200H129ZM134 201H135V199H134ZM176 201L178 202V204L179 205H177L176 204ZM197 201V202H198ZM208 201H209V199H208ZM251 201V200H250ZM263 201V200H262ZM128 202V203H127ZM149 204H148V203ZM204 202H206V201H204ZM203 202V203H204ZM221 202L223 203L222 205H221ZM230 202V203H229ZM233 202H236V204H239V205H237V207L235 208V204L233 203ZM243 202V201H242ZM259 202V204L260 203H262V202H260V201H258ZM129 203L130 204H132V205H129ZM146 203H147V205H149V206H147L146 205ZM163 203V202H162ZM196 202H193L192 204H193V206L195 205L196 206V204H195ZM202 203V202H201ZM224 203H227V204H224ZM234 205V208L233 207H231V209H229V207H227L228 209H225L224 207H223V205L224 206H230V205H232V204ZM244 203V202H243ZM264 203V202H263ZM146 205V207H148V208H144L145 207V205ZM177 205V207H175L176 205ZM200 204V203H199ZM255 204H257V203H255ZM129 205V206H128ZM202 205V204H201ZM207 205H208V207H207ZM221 205V207H219ZM232 205V206H233ZM263 205V204H262ZM160 208H158V207ZM164 206V205H163ZM242 206V208L241 209H243L244 207L246 208H244L245 209V211L247 210V208H249L248 206H250V208L248 209L250 212H247V213H245V214H243L244 213V211H240V209H239V207H241ZM259 206V205H258ZM143 207V208H142ZM175 207V208H174ZM206 207V208H205ZM221 208L222 210H224V211H220V209L219 208ZM254 207V206H253ZM264 207V206H263ZM180 208H182V209H180ZM186 208H185V210H186ZM233 208V209H232ZM237 208H238V210H237ZM259 208V207H258ZM262 208V207H261ZM191 210V211H192ZM202 211V212H200L199 213V211ZM252 210H255V209H252ZM258 210V209H257ZM257 210H255L254 211V213L257 211ZM260 210H262V209H259V212H260ZM198 211V213H196ZM218 211V212H217ZM220 211V212H219ZM189 212V211H188ZM240 212V213H239ZM242 212V213H241ZM253 212V211H252ZM262 212H264V210L262 211ZM253 214V213H252ZM251 214V215H252ZM257 214L259 215V213H258V211H257ZM261 214V213H260ZM264 215V214H263ZM257 216V215H256ZM261 216H262V214H261ZM251 217V216H250ZM259 217H260V215H259ZM258 218V217H257ZM254 220V221H253ZM256 221V222H255ZM263 223H264V221H263ZM90 235H92L91 237H90ZM67 236V237H66ZM93 236H95V237H99V239H98V237L95 239V240H92L94 237ZM93 237V238H92ZM68 238V239H67ZM75 238H77V237H75ZM74 238V240H76ZM92 238V239H91ZM84 239V238H83ZM77 240H79V237H78V239ZM82 240V239H81ZM92 240V241H91ZM102 240V241H103ZM108 241H105V242H107L108 243ZM77 242V241H76ZM84 242H86V241H84ZM89 243V242H88ZM113 242H111V244H112ZM92 244V243H91ZM101 244V243H100ZM99 244V245H100ZM109 244V243H108ZM115 244V243H114ZM116 244H118V243H116ZM120 244V243H119ZM123 244V243H122ZM126 244H128L127 242H126ZM98 245V246H99ZM105 245H107V244H105ZM110 245V244H109ZM109 245H107V246H109ZM107 246H104V244H103V247H104V249H105V247H106V249H108V247ZM103 247H102V249H103ZM126 247V246H125ZM140 247V246H139ZM88 248V251H86V253H85V251H84V249L86 250ZM91 248H93V249H91ZM97 248V247H96ZM95 248V249H96ZM131 248V247H130ZM129 248V249H130ZM133 248H134V246H133ZM97 249H99V247L97 248ZM114 248H112V250H113ZM116 249H119L117 246H116ZM121 249V248H120ZM119 249V250H120ZM126 249V248H125ZM123 250V251H126V250ZM153 249V250H154ZM156 249V250H157ZM111 250V249H110ZM109 250V251H110ZM115 250V249H114ZM128 250V249H127ZM138 250V249H137ZM136 250V252H134V253H136L137 254V251ZM140 250V249H139ZM145 251H146V249H144ZM151 250V249H150ZM155 250V251H156ZM96 251V250H95ZM102 251V250H101ZM108 251V250H107ZM107 251L106 252H104V250H103V252L106 254L107 253ZM122 251V250H121ZM121 251H120V253H121ZM122 251V252H123ZM142 251V250H141ZM145 251H142V252H145ZM155 251H153V253H155ZM117 252V251H116ZM115 252V253H116ZM133 252V251H132ZM131 252V253H132ZM157 253H160V251L158 252V250L156 251ZM17 253V254H16ZM87 253H88V255H91L90 257H91V259L93 260H91V259H89V257H88V255H87ZM101 253V252H100ZM100 253H99V257L101 256L100 255ZM118 253V252H117ZM127 253V252H126ZM164 253V252H163ZM166 253V252H165ZM169 253V252H168ZM177 253H176V255H177ZM13 254V255H12ZM14 254H16L15 256H14ZM93 254V253H92ZM112 254H114L113 252H112ZM119 254V253H118ZM121 254H123V253H121ZM144 254V253H143ZM146 254H148V252L147 253H145V256H146ZM150 254H152V252H150ZM207 254V255H208ZM217 254H219V255H216ZM18 255H20V257H17ZM131 255V254H130ZM133 255V254H132ZM138 255H142V254H138ZM149 255V254H148ZM153 255V254H152ZM151 255V256H152ZM168 255V254H167ZM170 255V254H169ZM172 255V254H171ZM175 255V254H174ZM181 255H183V254H181ZM220 255H224V256H226L225 258L227 259V262L225 261V260H221L220 258H223L222 256L221 257H218V256H220ZM11 256L13 257V260H11ZM23 258H22V257ZM104 256V255H103ZM102 256V257H103ZM107 256H108V254H107ZM111 256V255H110ZM116 256V255H115ZM127 256V255H126ZM134 256H136V255H134ZM154 256V255H153ZM158 256V255H157ZM184 256V255H183ZM195 256H193V257H195ZM205 256V255H204ZM209 256V255H208ZM20 258V260L21 261H19V259L17 260V258ZM26 257H28L27 259V261H29V262H25L26 260H24V259H26ZM102 257H101V259H102ZM117 257V256H116ZM139 258L140 257H142V256H138ZM138 257H137V259H135V261H137V260H139L138 259ZM154 257H156V256H154ZM169 256H167L166 257V259L168 258ZM171 257V256H170ZM173 257V256H172ZM191 257V256H190ZM192 257V258H193ZM15 258V259H14ZM30 258V259H29ZM105 258H106V256H105ZM123 258V260H124V257H122ZM145 258V257H144ZM148 258V257H147ZM151 258V257H150ZM161 258V257H160ZM165 258V257H164ZM176 258V257H175ZM180 258H182V257H180ZM186 258V257H185ZM189 258V257H188ZM216 258V259H215ZM220 259V260H218V259ZM224 258V259H225ZM228 258H230V259H232V261H230V260H228ZM4 259V260H3ZM98 259V258H97ZM100 259V258H99ZM101 259H100V262L99 263H102L101 262ZM104 259V258H103ZM108 259V258H107ZM107 259H105V261H106V264L108 263L107 262ZM112 259V258H111ZM110 259V260H111ZM118 259V258H117ZM117 259H115V260H117ZM134 259V258H133ZM132 259V260H133ZM149 259V258H148ZM152 259H154V260H156L155 258H152ZM151 259V260H152ZM174 259V258H173ZM184 259V258H183ZM187 259V258H186ZM191 259V258H190ZM197 259H198V257H197ZM202 259V260H201ZM17 260V261H16ZM24 260V261H23ZM31 260V261H30ZM90 260V261H89ZM110 260H109V263H110ZM118 260H120V257H119V259ZM130 260V259H129ZM128 260V261H129ZM147 260V259H146ZM163 260V259H162ZM168 260V259H167ZM212 260V261H211ZM215 260V261H214ZM19 261V262H18ZM92 261V262H91ZM97 261V260H96ZM99 261V260H98ZM104 261V260H103ZM126 261V260H125ZM127 261V262H128ZM142 261H143V259H142ZM142 261L140 262V264L142 263ZM147 261H149V260H147ZM146 261V262H147ZM158 261H159V259H158ZM170 261L171 262H173V260L172 259H170ZM174 261H177V263H178V260L177 259H174ZM180 261V260H179ZM183 261V260H182ZM185 261H187V260H185ZM189 261V260H188ZM214 261V262H213ZM34 262V263H35ZM91 262V263H90ZM117 262V261H116ZM123 262V261H122ZM130 262H132V261H130ZM133 262H134V260H133ZM145 262V261H144ZM144 262H143V264H144ZM145 262V263H146ZM150 262V261H149ZM154 261L152 260V263H153ZM163 262V261H162ZM168 262V261H167ZM171 262H168V263H171ZM197 262H199L198 260H197ZM34 263H30V264H34ZM108 263V264H109ZM113 263V262H112ZM118 263V262H117ZM135 263V262H134ZM139 263V261H137V264ZM175 262H173V264H174ZM179 263H181V261L179 262ZM178 263V264H179ZM183 263V262H182ZM190 263V262H189ZM96 264V263H95ZM98 264V263H97ZM104 264V263H103ZM116 264V263H115ZM123 264V263H122ZM126 264H128V263H126ZM130 264V263H129ZM132 264V263H131ZM154 264H157V263H154ZM197 264V263H196ZM200 264V263H199Z\"/></svg>",
    "mask_w": 264,
    "mask_h": 264
},
{
    "label": "rangeland",
    "instance_id": "374dc122",
    "mask_svg": "<svg viewBox=\"0 0 264 264\" xmlns=\"http://www.w3.org/2000/svg\"><path fill=\"white\" fill-rule=\"evenodd\" d=\"M45 2H44V12H43V14L42 15H44V16H42V18H43V20L42 19H39V20H37V21H35V22H37V23H33L34 24V26L35 25H37V26H33L34 27V31L32 30V29H28L26 26H27V23H24L23 21V23H21L20 25L22 26V27H24L23 29H22V27L20 28V31L21 30H23V31H25L26 29L25 28H27V30L29 31L28 33H27V30H26V32H25V35H27V34H29V35H27V37H28V40L30 39V43L32 44V42H36V43H39V42H37V40L38 41H41L40 43H43L42 45L40 44V48L42 49H40L39 48V50L38 49H36L37 51H36V53H38V56H39V58H38V56H37V54H35V56H37V57H32L33 56V54H34V52L30 55V53H29V50H30V47H27L28 45H27V41L28 40H26V44L24 45V46H22V47H24V49H25V51L27 52H25L24 51V54L26 53L28 56H24L25 58H27L28 57V59H26V62L25 61H23V60H25V58L23 59V58H21V59H23L22 61H20V63L19 64H23V62H24V64H23V70H21L20 72H19V69H21V66L22 65H17V67H19V69L17 68V67H12V69H13V71L15 72V71H18V74H17V80L15 79V81L13 80V83L15 82V83H17V86H15V88H14V90H15V92H14V90L12 89V92H14L13 94H14V96H13V98L11 99V104L9 103V101L7 102V98H6V100H5V98H3L5 101H6V103L9 105V106H7V104H5V106L4 105H0V106H4V109H2L1 107H0V111H1V113H0V116H1V118H0V146H3L4 148L6 147V149L4 150V148L3 147H0L1 149H0V151H2V152H0V167L1 166H4V167H6V175L4 174V172H3V174H2V172H1V174L2 175H0V177L2 178L3 177V179H4V177H6L5 179H7V180H14V179H16V178H18V176H20L21 174L20 173H22L23 174V172L26 170V172H27V174H29V173H31V171H32V169H33V171H32V173H35L39 168L41 169H39L38 171H40V173H38V171H37V175L38 174H40L39 175V181H37V177H35V175L36 174H34V177L36 178V179H34V177L31 175L30 176V178L32 177V179L35 181V182H31L32 181V179H30L29 181H30V184L32 183V184H34V183H37V185L35 184L34 186H36V188H37V186L41 189V190H44L45 189V192H47L46 190H48L49 191V189H58L59 188V186L58 185H60V187L61 186H66L64 183L65 182H68V184H70L69 182H71V184H73V183H77V181L75 180V182L73 181V180H71V178H67V175H66V177L64 176V177H62L63 179H65V180H62V178L59 176V175H63V171H65V173L64 174H66V172L67 173H69V171L71 170H73L72 168V165L70 166V165H68L67 163H66V165L65 166H69L71 169L69 170L68 169V166H67V170H69V171H66V169L64 170V168H66V167H64L63 165H62V163H65L64 161H63V159H64V157H63V159L61 158L62 156L61 155H59V152L61 153V151L63 150L62 149V147L64 148V146L66 145V146H68V144L69 143H67L66 142V144L64 143L65 141H67V140H69L70 138L69 137H71V135H72V133L74 134V127L76 128L77 126H79V124L81 123L80 121L84 118L83 117V115H81V114H85L86 113V109H87V104L89 103L88 102V100H90L89 99V94H90V92H92L91 94H95V95H97V93H99V91H101V89L102 88H104L105 86H107V85H109V84H111V82L113 81V79H115V78H117V77H119V78H123V76L125 77V75H126V73L127 74H135V77H136V79H137V76L140 74V72H141V69L143 70V67L142 68H139V66H138V60H139V58H141L140 56V54H143V52L144 51H142L144 48V46H143V44H141L140 42L137 44V48H136V50L138 49V51H136V54H135V56H134V58L136 57V59H134V58H132V61H128V62H123V60L121 61L120 60V58L119 57H117L116 56V54H115V50H116V40H115V38H114V32L115 31H118L122 26H120V25H123L122 23H119V21H118V19L116 18V17H114V18H112L113 16L112 15H110V17L111 18H109V21H111L110 22V24H108L107 25V27L105 26V28L104 27H102L100 24L98 25V23H99V21H97V17L98 16H100V15H102L103 13H105V11L107 12V9H106V7L105 6H103V7H99L98 9H96V8H94V4H95V2H97V0H50L49 2L50 3H47V1L48 0H44ZM53 1V2H52ZM56 1L57 2H59L58 4H56ZM62 1V2H61ZM65 1V2H64ZM67 1H69V2H67ZM71 1H72V3H71ZM99 1V0H98ZM102 1V0H101ZM101 1H99V2H101ZM126 1V0H125ZM124 0H122L121 1V3H122V10L121 11H126L128 8H129V6L131 7V2L133 3V1L132 0H127V2H125ZM145 1H147L148 3L150 2V4H152L153 5V7L154 8H152L151 7V9H152V11L153 10H156V11H153V12H157L158 11V9H156V8H161L160 9V11H158L157 13H159V16H160V13H162L164 10V8L166 9V11H165V13L163 14H161V17H159L155 22H154V24L152 25V27H150L149 29H151V31L150 30H148V32H149V34H150V32H151V34H159V35H162V34H168L169 36H171V39H170V42H171V48L169 49L168 47L166 48V50L165 49H161V46L159 45H156V46H154V48L151 50V54H149L150 56H151V58L152 57H157L158 56V54H160V52L159 51H161V52H164V55L166 54L167 56V58L166 59H164V61L163 62H161L160 63V66H161V64H163L161 67V69H162V72L161 73H164L165 72V70H167V68H169V69H171L170 67H172V69L176 66V67H178V69H180V70H182L181 72L183 73H175V77L177 78V79H182V78H185V77H191V76H189V73H186L185 74V69L184 68H187V65L185 66V63L186 64H194L195 66L196 65H200V63H201V57L203 56V55H205V53H206V55L207 56H211V57H213V58H215L217 61H218V66H217V68H216V70H215V72L214 71H212V73H213V75H212V73L209 75V73H208V77H204L205 79H207L208 81H212L213 79V81L212 82H207V83H205L206 85H203V86H200V87H198L197 89H199L198 91H197V89H196V93L198 94V95H200V98H201V96H202V94L204 95V98L205 99H203V101L202 102H198V104L197 103H195L193 106H194V110H192V111H198V113H201V114H203L204 112V114L205 115H211L210 114V112H212L213 113V110H214V112L216 113H218L220 116H221V114H223L222 115V118L223 117H226V116H228V115H231V114H234V112L236 113V111L238 110H241V107L242 106H240V107H238L237 105H235V102H234V99H233V101L231 100L232 98H234V95L236 96H241L243 93V95L241 96V97H245V96H247V95H253L254 93H255V91H256V93H257V95H259V93H260V95H261V97L262 98H264V92H262V91H264V89L262 88H252V87H249V85H246V83H249V82H247V81H253L254 82V80L255 81H258L259 80V77H260V80L259 81H261V79H264L263 77H264V63H262L261 64V62H263L264 61V57H262V56H264V0H243V1H239V0H230L231 1V3H230V5H231V7L228 5V6H225V7H223V8H219V9H216L215 11L214 10H211V8H207V6L205 5V4H202V3H204V2H202V3H199L198 4V2H196L195 0H145ZM203 1H205V0H203ZM238 1V2H237ZM52 2V3H51ZM74 2V3H73ZM143 2H144V0H143ZM47 4V6L48 5H52L51 6V8L49 9V7L50 6H48V7H46V4ZM53 3H55V4H53ZM61 3V4H60ZM66 5H65V4ZM69 3V7L67 6V4ZM79 3V4H78ZM205 3H208V0H207V2H205ZM64 4V5H63ZM72 4V5H71ZM55 5V7H53ZM59 5V6H58ZM206 6L205 8H204V6ZM61 6V7H60ZM262 6V7H261ZM53 7V8H52ZM67 7H68V9H67ZM163 7V8H162ZM168 7V8H167ZM227 7V8H226ZM229 7V8H228ZM257 7V8H256ZM65 8H66V11H65ZM93 8V9H92ZM119 9L121 8V7H118ZM124 8V9H123ZM127 8V9H126ZM46 9H48V10H46ZM51 9H53L54 10V13H53V11L51 10ZM56 9V10H55ZM60 9H61V11H60ZM95 9V10H94ZM150 9V8H149ZM255 9V10H254ZM51 10V11H50ZM59 10V11H58ZM161 10H163L162 12H161ZM172 10V11H171ZM221 10V11H220ZM245 10V11H244ZM250 10V11H249ZM67 11H68V13H67ZM102 11V12H101ZM151 10H150V12H149V10L147 9V12L150 14V13H153ZM62 12V13H61ZM64 12H66V13H64ZM170 12V13H169ZM261 12V13H260ZM51 13V15H49ZM53 13V14H52ZM59 14V16H58V14ZM263 13V14H262ZM57 14V15H56ZM60 14H62V15H64L65 17H63V18H59L60 17ZM107 14H108V12H107ZM54 15V16H53ZM177 15V16H176ZM47 16V17H46ZM49 16V17H48ZM50 16L53 18H50ZM108 16H109V14H108ZM46 19H45V18ZM70 17V18H69ZM59 18V19H58ZM67 18V19H66ZM169 18V19H168ZM50 19V20H49ZM61 19V20H60ZM96 19V20H95ZM180 19V20H179ZM182 19V20H181ZM201 19V20H200ZM117 20V21H116ZM26 21V20H25ZM39 21H41L40 23H39ZM93 21H95V22H93ZM164 21V22H163ZM171 21V22H170ZM180 21V22H179ZM201 21V22H200ZM26 22H28V21H26ZM43 22V23H42ZM185 22V23H184ZM29 23V22H28ZM43 25H42V24ZM191 23V24H190ZM23 24V25H22ZM32 24V23H31ZM30 24V25H31ZM39 24V25H38ZM49 24V25H48ZM89 26H88V25ZM29 25V26H30ZM89 28H87V27ZM101 26V27H100ZM239 27V28H241V29H243V30H245V32L246 33H249V35H252L251 37H253L252 38V41H246V40H243L242 38H238V37H235L234 39L233 38H227L224 34H225V27ZM42 27V28H41ZM51 27V28H50ZM91 27V28H90ZM30 28H31V26H30ZM39 28V29H38ZM85 29V30H84ZM91 29V30H90ZM103 29V30H102ZM108 29V30H107ZM32 30V31H31ZM90 30V31H89ZM162 30V31H161ZM48 31H49V33H48ZM85 31V32H84ZM87 31V32H86ZM257 31H260V33L257 35V34H255ZM1 32V31H0ZM16 32V31H15ZM88 32H89V35H88ZM91 32V33H90ZM18 33V35L20 34V33H22L23 34V32H20L19 33V31L17 32ZM17 33H14V34H17ZM112 33V34H111ZM261 33H262V35H261ZM21 34V35H22ZM32 34V35H31ZM82 34V35H81ZM257 35V37L258 38H255L256 36L255 35ZM41 35V36H40ZM260 35V36H259ZM12 36H14L13 34H12ZM11 36V37H12ZM16 36V35H15ZM34 36V37H33ZM87 36V37H86ZM31 37H33V38H31ZM42 37V38H41ZM65 37V38H64ZM13 38V37H12ZM38 38V39H37ZM60 38H61V40H60ZM76 38H77V40H76ZM78 38H81V39H78ZM190 38V39H189ZM43 39V40H42ZM113 39V40H112ZM174 39V40H173ZM228 39V40H227ZM258 39H259V41H258ZM261 39V40H260ZM32 40V41H31ZM58 40H60L62 43L61 44H57L56 42L58 41ZM80 40V41H79ZM82 40V41H81ZM89 40V41H88ZM115 40V41H114ZM250 40H251V38H250ZM263 40V42H260V41H262ZM141 41V40H140ZM144 40H142V42H143ZM254 41V42H253ZM28 42V44H29V46H30V43ZM34 42V43H35ZM44 42H46L45 44H44ZM49 42V43H48ZM146 42V41H145ZM145 42H143L144 43V45H146V43ZM148 42V41H147ZM175 44H174V43ZM179 42V43H178ZM253 42V43H252ZM58 43H59V41H58ZM68 43H71V45L69 46V45H67ZM73 43L76 45V51H77V55L75 56V58L73 57L72 58V60L73 61H71V62H73V63H70V67L72 66V68H69L70 69V72L69 71H67V69L65 68V70L64 71H67V72H63V68L65 67L64 65H62V67L63 68H61V64L63 63V62H65L66 60H68L70 57H71V55L72 54H70V47L72 46L73 47ZM77 43V44H76ZM99 43V44H98ZM196 43V44H195ZM249 43V44H248ZM49 44V45H48ZM65 45V46H63V45ZM142 45V48L143 49H141L140 50V48H141V45ZM194 44V45H193ZM45 45V46H44ZM54 45V46H53ZM67 45V46H66ZM173 45V46H172ZM251 45H253V47L251 46ZM43 46V47H42ZM50 46V47H49ZM56 46V47H55ZM63 46V47H62ZM68 46H69V49H68ZM140 46V47H139ZM260 46V47H259ZM33 46L31 45V48H32ZM58 47V48H57ZM93 47V48H92ZM135 47H136V45H135ZM156 47V48H155ZM175 49H174V48ZM43 48H44V50H43ZM52 48V49H51ZM57 48V49H56ZM74 48V47H73ZM161 50H160V49ZM195 48V49H194ZM8 49H9V47H8ZM33 49V48H32ZM31 49V51H33ZM54 49V50H53ZM56 49V50H55ZM66 49H68V50H66ZM128 49V48H127ZM177 49V50H176ZM249 49V50H248ZM21 50H23V49H21ZM35 50V49H34ZM47 52H46V51ZM52 50V51H51ZM60 50V51H59ZM140 50V51H139ZM146 50V49H145ZM194 50V51H193ZM259 50V51H258ZM39 51V52H38ZM142 51V52H141ZM168 51V52H167ZM190 51V52H189ZM246 52V53H244V52ZM67 52V53H66ZM69 52V53H68ZM138 52V53H137ZM154 52V53H153ZM156 52H157V54H156ZM241 52H242V54L243 55H241ZM261 52H262V54H261ZM173 53V54H172ZM252 53V55H250ZM25 54V55H26ZM67 54H69V55H67ZM83 54V55H82ZM86 54V55H85ZM171 54V55H170ZM181 54V55H180ZM192 54V55H191ZM248 54V56H246ZM68 57H66V56ZM75 55V54H74ZM139 57H138V56ZM153 55H156V56H153ZM199 55V56H198ZM202 55V56H201ZM214 55H215V57H214ZM56 56V57H55ZM169 56V57H168ZM181 56V57H180ZM209 56V57H210ZM217 56V57H216ZM236 56V57H235ZM244 56V57H243ZM258 56V57H257ZM31 57V58H30ZM66 57V58H65ZM220 57V58H219ZM222 57V58H221ZM231 57H233L234 58V60L231 58ZM253 57H255V58H253ZM36 58V59H35ZM62 58H64V60L62 59ZM92 60V61H94L95 62V64H94V62H93V66L95 65L96 66V68H97V71H98V73H96L94 76L92 75L90 78H89V80H88V82L86 81L87 79V77L86 78H84V81H80L81 82V84L79 83V78H81L80 76H79V78H78V80L76 79V80H73V79H75V78H77V77H75L74 78V75L76 74V72L78 73L79 71H81L82 70V68L84 67V64L88 61V60H90V59ZM201 58V59H200ZM229 58V59H228ZM237 58V59H236ZM241 58H243V59H241ZM249 58H250V60H249ZM251 58H253V59H251ZM32 59V60H31ZM60 59H62L63 61H61ZM187 59H188V61H187ZM239 59V60H238ZM249 61H248V60ZM262 60V61H260V60ZM29 60H31L30 61V64H29ZM33 60H34V62H33ZM69 60H71V59H69ZM131 60V59H130ZM180 60V61H179ZM184 60H186V62L184 61ZM229 60H230V62H229ZM231 60H232V63L233 64H231ZM237 61V63H236V65H235V62ZM252 60H254V61H252ZM0 64H4V61H2V59L0 58ZM28 61V62H27ZM249 63H248V62ZM259 62V64L257 63V62ZM178 62H181V63H179V64H182V62H183V64L182 65H179V64H177ZM185 62V63H184ZM253 62H255V63H253ZM228 63V64H227ZM256 63L258 64V65H256ZM25 64H27V66H25ZM64 64V63H63ZM174 64H176V65H174ZM221 64V65H220ZM244 64V65H243ZM246 64H249V65H246ZM252 64V65H251ZM5 65V64H4ZM169 65V66H168ZM179 65V66H178ZM193 65V66H194ZM223 65V66H222ZM230 65H232L231 66V68H230ZM256 65V66H255ZM263 65V66H262ZM1 66V68L3 69V66L2 65H0ZM6 66V65H5ZM56 66V67H55ZM225 66V67H224ZM228 66V67H227ZM27 68L26 70H24V68ZM29 67V68H28ZM137 67V68H136ZM180 67V68H179ZM181 67H183V69H181ZM236 67H237V69H236ZM253 67V68H252ZM254 67H256V68H254ZM260 67V68H259ZM7 68V67H6ZM14 68L16 69V70H14ZM60 68L62 69V70H60ZM166 68V69H165ZM247 68V69H246ZM29 69H30V71H29ZM36 69V70H35ZM68 69V70H69ZM79 69V70H78ZM94 69H95V67H94ZM128 69V70H127ZM145 69V68H144ZM165 69V70H164ZM168 69V70H169ZM228 69H231L234 73H232V71L231 70H228ZM235 69H236V71H235ZM249 69V70H248ZM253 69H256V70H253ZM261 69V70H260ZM41 70V71H40ZM184 70V71H183ZM25 73H24V72ZM60 71H62V72H60ZM122 71H124V72H122ZM127 71V72H126ZM144 71V70H143ZM146 71V70H145ZM218 71V72H217ZM230 71H231V73H230ZM248 71V72H247ZM253 71V72H252ZM260 71H263V72H260ZM29 72V73H28ZM126 72V73H125ZM134 72V73H133ZM240 72V73H239ZM21 73H23V76L21 75ZM27 73V74H26ZM75 73V74H74ZM120 73V74H119ZM122 73H124V74H122ZM136 73H138V74H136ZM143 74H141V75H139L138 76V79L136 80L137 81V84H139V82H138V80H141L140 82H141V86L143 85V92L144 93H142L141 92V96H140V98H142L141 100V103H139L140 104V106L138 105V103L137 102H135V105L136 106H138V108L136 107V106H134V104H132L131 103V105L129 106V108H128V110L127 109H125L124 108V110L122 109V107L119 109L118 107H115V108H107V107H101V108H99V118H100V116H101V125H102V127H100V125H98L99 126V132H104V131H102V129L101 128H104V126L107 124V127L105 126V132H106V130H107V132L108 133H105L104 132V134H103V136L105 137V135L107 136L105 139L102 137V139L104 140V142H105V140H107L108 141V143L109 144H106L107 146L109 145V147H110V144H113V145H115V147L113 146V145H111V148L110 149H112L113 148V150L114 151H117L116 153L117 154H121V153H124L123 152V149H122V147H121V143L120 142H118L117 141V139L115 138L117 135L115 134V133H119V135H120V132L121 131H123V130H126L127 132H125V134L123 135V138H124V136L125 137H127V139L129 138H131V136H132V133H133V136H132V138L133 139H130V141L131 140H135L134 138H136V134H137V131H138V133H139V131L143 128V127H145L146 128V126L148 125L147 123H148V121L151 119V117H153V113H154V104H155V98H156V93L157 92H159L160 90H163L162 88H158V90H157V88L155 87V85L153 84V83H155V82H153V80H151L150 79V77H146V75H147V73L146 72H142ZM217 73H218V75H217ZM258 73V74H257ZM15 74V73H14ZM30 74V75H29ZM146 74V75H145ZM182 74V75H181ZM255 74V75H254ZM262 74V75H261ZM16 75V74H15ZM18 75H21L22 77H20V79L22 80L21 82H19V77H18ZM25 75H26V77H25ZM72 75V76H71ZM76 75H80V74H76ZM75 75V76H76ZM137 75V76H136ZM181 75V76H180ZM207 75V74H206ZM217 76V77H215V76ZM259 77H258V76ZM150 76V75H149ZM184 76V77H183ZM210 76V77H209ZM213 78H212V77ZM221 76H224V77H221ZM23 77H25L24 79H22ZM30 77V78H29ZM193 77V76H192ZM195 77V76H194ZM257 77H258V79H257ZM28 78V79H27ZM83 78L81 79V80H83ZM152 78V77H151ZM219 79V80H218ZM223 81H222V80ZM250 79V80H249ZM35 80V81H34ZM142 80H143V82H142ZM151 82H150V81ZM217 82H216V81ZM77 81V82H76ZM146 81H148L150 84H152V85H150V84H148V82H146ZM224 83L223 85H222V82ZM225 81H229L227 84L225 83ZM263 81V80H262ZM30 82H31V84H30ZM87 82V83H86ZM89 82H93L94 84H95V86L93 85V83H89ZM216 82V83H215ZM219 82V83H218ZM12 83V82H11ZM10 83V84H11ZM14 83V84H15ZM144 83H146V84H148V85H146V84H144ZM211 83V85H212V89L210 88L211 87V85H209ZM216 84V86H215V84ZM242 83V84H241ZM252 83V82H251ZM89 84V85H88ZM93 85V86H91V85ZM214 84V85H213ZM221 86V87H219V85ZM239 84V85H238ZM208 85H209V87H208ZM243 85V86H242ZM246 85V86H245ZM11 86V85H10ZM204 86H205V88H204ZM213 86H215L217 89H219V91L214 87L213 88ZM248 86V87H247ZM17 87V88H16ZM21 87V88H20ZM94 89H92V88ZM208 87V88H207ZM244 87V88H243ZM246 87V88H245ZM19 88H20V90H19ZM86 88V89H85ZM91 88V89H90ZM100 88V89H99ZM148 88V89H147ZM156 88V89H155ZM210 88V89H209ZM236 88V89H235ZM240 88V89H239ZM252 88V89H251ZM89 89H90V92H89ZM205 89V90H204ZM20 92H19V91ZM92 90V91H91ZM169 90H170V93L172 92L171 91V89H167V92L168 93H166V92H164V94H166V95H170L169 94ZM201 90V91H200ZM212 90V91H211ZM215 90V91H214ZM217 90V91H216ZM220 90H221V92H220ZM222 90H223V92H222ZM254 91V93H253V91ZM258 90V91H257ZM16 91H18V92H16ZM165 91V90H164ZM261 91V92H260ZM7 93H8V91H6ZM10 93H8V94H10L9 96H11L12 94H11V91H9ZM161 92V91H160ZM202 92V93H201ZM205 92L207 93V94H205ZM210 92V94L208 95V93ZM216 92V93H215ZM248 92H250L249 94H248ZM6 93V94H7ZM16 93L18 94V95H16ZM163 93V92H162ZM237 93V94H236ZM246 93V94H245ZM90 94V95H91ZM145 94V95H144ZM232 94H234L233 96H231ZM87 97H86V96ZM95 95H91V96H95ZM144 95V96H143ZM207 97H206V96ZM217 95V97L216 98H213L212 96H216ZM256 95V94H255ZM259 95V96H260ZM7 96V95H6ZM9 96H7V97H9ZM209 96V97H208ZM211 96V97H210ZM258 96V97H259ZM5 97V96H4ZM15 97H17V98H15ZM61 97V98H60ZM203 97V96H202ZM232 97V98H231ZM59 98V99H58ZM206 98H208V99H206ZM211 98H213V100H214V102H213V100L211 99ZM260 98V97H259ZM2 99V100H3ZM10 98H8V100H9ZM14 99V100H13ZM16 99V100H15ZM61 99V100H60ZM94 99H95V97H94ZM99 99V98H98ZM225 99V100H224ZM144 100V101H143ZM198 100H200V99H198ZM197 100V101H198ZM211 100V101H210ZM223 100V101H222ZM13 101V102H12ZM97 102L99 101V100H96ZM196 101V102H197ZM227 101V102H226ZM263 101H264V99H263ZM3 103H4V101H2ZM2 102H1V100H0V104H2ZM111 102L112 103H114V101H112L111 100ZM208 103V104H207ZM211 103V104H210ZM13 104V105H12ZM108 104H109V101H108ZM145 104V105H144ZM201 104V105H200ZM264 104V103H263ZM263 104H259L260 106H262L263 107V109H262V107H260L258 104H257V106L255 105L254 107L253 106H251L253 109V111L251 110V107H249L248 105H243L244 107V109H248V110H246V112L245 111H243V108H242V111L243 112H245V114L247 115H245L244 113V116L242 115V119H240V120H242V122H240V124L241 125H243V127H244V129L247 131V133H249L248 134V136H249V138L247 137V140H248V143H246V149L244 148V150H246L245 152L246 153H248V154H246V155H248L249 157H247L248 158V160H249V165H251L249 168H248V172H247V174L249 175L248 177V180L250 181L249 183H248V181H247V179L246 180H244V178H239V176L237 177V180L240 182V181H242V182H240V184H239V182H238V185H236V186H234L235 187V189L234 190H236V188H238L237 189V192L236 191H234L235 192V194H233V196L234 197H236V198H239V201L241 202V205L243 204V206H244V204H245V202H246V204L248 203H251V204H249L250 206H251V208L252 209H255V210H257L258 211V213H259V215H260V217H259V215L257 214V211L254 213V211L255 210H252V209H249L250 208V206H248L249 208H247V210L245 211V207H247L246 206V204H245V209L243 208V209H241L242 208V206L241 207H239V209H240V211L242 210V211H244V213L243 214H245V213H247V212H250V213H248L250 216H249V220L250 221H252V219L251 218H254V220L256 219V220H258V219H260V218H263L264 217V212H262L263 210H264V196L262 197V199H261V192L258 190V188H256L255 186H254V183H253V181H252V179H251V177L253 178V172H251V170L253 171L254 170V168H255V166H256V163H258V162H260V164H262V163H264V106H263ZM147 105V106H146ZM199 105V106H198ZM233 105H234V107L236 106V108H233ZM106 106H108L107 104H106ZM12 107V108H11ZM142 107V108H141ZM198 107H199V109H198ZM212 107H213V110H212ZM233 108V110H229L230 111V113H228L227 112V110L230 108V109H232ZM248 107V108H247ZM258 107H260V108H258ZM11 108V109H10ZM60 108V109H59ZM135 108V109H134ZM140 108V109H139ZM193 108V107H192ZM191 108V109H192ZM227 108V109H226ZM250 108V109H249ZM256 108H258L257 109V112H259V114L256 112ZM107 109L108 110H111V118H109V119H107L106 117H105V115H107ZM115 109V110H114ZM117 109V110H116ZM156 109V108H155ZM166 109H167V107H166ZM169 109V110H168ZM167 110L168 111H170V108H168ZM237 109V110H236ZM5 110V111H4ZM18 110V111H17ZM119 110V111H118ZM132 110V112L133 111H135V116H133V117H130L128 114H127V111H131ZM138 110H140V111H138ZM141 110H142V112H141ZM145 110H147V112L145 111ZM202 110V111H201ZM207 110V111H206ZM211 110V111H210ZM221 110V111H220ZM223 110V111H222ZM234 110H236V111H234ZM251 110V111H250ZM259 110V111H258ZM84 111H85V113H84ZM103 111V112H102ZM210 111V112H209ZM231 111L233 112V113H231ZM242 111H240V114L242 113ZM263 111V112H262ZM207 112H209L208 114H206ZM250 112V113H249ZM32 113V114H31ZM59 113V114H58ZM137 113V114H136ZM141 113V114H140ZM144 113H146V114H144ZM216 113V116H218L219 117V115ZM226 113V114H225ZM254 113H257V114H255V115H253ZM263 113V114H262ZM152 114V115H151ZM238 114V113H237ZM4 115V116H3ZM118 115V116H117ZM126 115V116H125ZM140 115V116H139ZM145 115H146V117H145ZM185 115L187 116V114L185 113ZM226 115V116H225ZM253 115V116H252ZM58 116V117H57ZM85 116V115H84ZM113 116V117H112ZM115 116H116V119H115ZM150 116V117H149ZM215 116V115H214ZM255 116H258V118L257 117H255ZM75 117V118H74ZM79 117V118H78ZM83 117V118H82ZM251 117V118H250ZM126 118V119H125ZM134 118V119H133ZM252 118H254V119H252ZM257 118V119H256ZM61 119V120H60ZM113 119V120H112ZM122 119V120H121ZM147 119V120H146ZM60 120V121H59ZM69 120H71V121H69ZM77 120L79 121V122H77ZM86 120V119H85ZM124 120V121H123ZM137 120V121H136ZM139 120V121H138ZM257 120V121H256ZM262 120V121H261ZM76 121V122H75ZM121 121H123V122H121ZM135 121V122H134ZM145 121V122H144ZM244 121V122H243ZM254 122L253 124H255V123H257V124H255L254 126H256V127H254L253 126V124L251 123V122ZM256 121V122H255ZM2 122V123H1ZM32 122H34V123H32ZM56 122V123H55ZM62 122V123H61ZM66 122V123H65ZM68 122V123H67ZM69 122H71V123H78V125H76V124H71V123H69ZM82 122H83V120H82ZM124 122H126V124L124 123ZM137 122H138V124H137ZM259 122V123H258ZM8 123V125H11V128L8 126V125H6ZM15 123V124H14ZM104 124V126H103V124ZM111 125H110V124ZM121 123V124H120ZM127 123H131V124H127ZM150 123V122H149ZM251 123V124H250ZM13 124V125H12ZM60 124V125H59ZM62 124V125H61ZM66 124V125H65ZM120 124V125H119ZM125 124V125H124ZM134 124V125H133ZM144 124V125H143ZM146 124V125H145ZM250 124V125H249ZM260 124V125H259ZM4 125H5V127H4ZM20 125V126H19ZM54 125V126H53ZM58 125V126H57ZM64 125H65V127H64ZM71 125H73V126H71ZM143 125V126H142ZM252 125V126H251ZM3 126V127H2ZM18 126V127H17ZM49 126H51V127H49ZM60 126V127H59ZM61 126H63V127H61ZM66 126H67V128H68V130H67V128H66ZM136 126V127H135ZM142 126V127H141ZM251 128H250V127ZM58 127V128H57ZM69 127H70V129H69ZM72 127V128H71ZM241 127V126H240ZM242 127V128H243ZM249 127V128H248ZM258 127V128H257ZM10 128V129H9ZM47 128V129H46ZM52 128L54 129V130H57V131H54V130H52ZM61 128L63 129V130H61ZM98 128V127H97ZM107 128H110L109 129V131H108V129ZM124 128H126V129H124ZM132 128V129H131ZM248 128V129H247ZM8 129H9V131H8ZM20 129V130H19ZM77 129H79L78 127L75 129L76 131H79V130H77ZM101 129V130H100ZM162 130H163V128H161ZM262 129V130H261ZM11 130V131H10ZM52 130V131H51ZM65 130V131H64ZM70 130V131H69ZM111 130H112V132H111ZM114 130V131H113ZM129 130V131H128ZM259 130H260V132H259ZM3 131V132H2ZM7 131V132H6ZM18 131V132H17ZM31 131V132H30ZM47 131V132H46ZM68 131V132H67ZM71 131H73V132H71ZM133 131H135V133L133 132ZM144 131H145V129H144ZM257 131V132H256ZM5 132H6V134H5ZM15 132V133H14ZM55 132H57V133H55ZM71 132V133H70ZM123 132V133H124ZM142 132H143V130H142ZM255 132V133H254ZM260 134H259V133ZM35 133V134H34ZM43 133V134H42ZM60 133V134H59ZM68 133H70V136H69V134ZM76 133L77 132H75V134L74 135H72V136H74V138H75V136H76ZM122 133V132H121ZM122 133V134H123ZM257 133V134H256ZM29 134V135H28ZM49 134V135H48ZM55 134V135H54ZM66 134H67V138H66ZM101 134V133H100ZM4 135V136H3ZM25 135H27V136H25ZM35 135V136H34ZM62 135H63V137L65 138H62ZM65 135V136H64ZM114 135H116V136H114ZM128 135V136H127ZM47 136H50V137H47ZM51 136H55V137H53V139H52V137ZM113 138H112V137ZM135 136V137H134ZM153 136V135H152ZM252 136H253V140H255V138H256V141H253L252 140ZM258 136V137H257ZM10 137V138H9ZM28 137V138H27ZM31 137H35V141L33 140V138L32 139H30ZM38 137H39V139H38ZM47 137V138H46ZM61 137V138H60ZM108 137H110V138H108ZM121 137H122V135H121ZM177 137V136H176ZM175 137V138H176ZM207 137V136H206ZM206 137H204L203 139H197V141H194V139H192L193 140V142H192V140H189V145L191 144L192 145V147H190L189 146V148H190V150L191 151H194V153L192 152V153H190L191 151L189 150V149H183L184 151H190V152H188V154H193L194 156H195V154L197 153V155L198 154H203V153H205L206 151L208 152V151H210L209 153L211 154V152L213 153V152H215V150H216V148H217V145L220 147V145H221V143L223 142L222 140V142H220V141H217L218 139H221V138H217V140L215 139V138H213V137H211V136H208L207 138ZM2 138V139H1ZM5 138V139H4ZM7 138V139H6ZM22 138V139H21ZM51 138V139H50ZM72 138V137H71ZM206 138V139H205ZM209 138V139H208ZM261 138V140H259ZM24 139V141H26L27 140V142L29 141L28 139H30V140H32V142L34 141V142H36V139H37V142L36 143H38L39 144V146H37V148H35V145H33L34 146V148L33 147H30L31 146V144H33V143H31L30 145H29V143L31 142V141H29V143H27V142H25L24 143V141H22ZM43 139V140H42ZM47 139V140H46ZM67 139V140H66ZM112 139H113V141H112ZM115 139V140H114ZM153 139V137H150L149 138V142H147L148 144H151V142H152V144H151V146L153 147H151L150 145H148V144H146V148L144 149V150H142V151H147L148 152V154H150V153H152L153 154V151H154V140H152ZM170 139V138H169ZM169 139H166V140H168V141H166V140H164V141H166V142H164V144H166L165 146H166V148H167V150L166 151H169V152H171V150L173 149V147H176V146H174V143L173 142H175V141H173L172 139H170V142H169ZM212 139V140H211ZM229 138H227L226 139V141L228 140ZM2 140V141H1ZM6 140V141H5ZM40 140V141H39ZM50 140V141H49ZM57 140V141H56ZM110 140L112 141V142H110ZM196 140V139H195ZM201 140H203V141H201ZM246 140V141H247ZM258 140V141H257ZM46 141V142H45ZM52 141H54V142H52ZM60 141V142H59ZM69 141H74L73 140V138H72V140H69ZM146 141V140H145ZM145 141H144V143H145ZM173 141V142H172ZM201 141V142H200ZM208 141L211 143V146L212 147H210L209 145H210V143H208ZM217 141V142H216ZM4 142H6V143H4ZM25 144H23V143ZM40 142V143H39ZM48 142V143H47ZM58 142V143H57ZM62 142V143H61ZM103 142V141H102ZM103 142V143H104ZM114 142V143H113ZM168 142V143H167ZM205 142V143H204ZM213 142H215V143H213ZM219 142H220V145H219ZM260 142V143H259ZM263 143V145H262V143ZM1 143H2V145H1ZM26 143H27V145H29V146H27L26 145ZM48 145L49 143H50V145L49 146H47L46 144ZM54 143V144H53ZM177 143V142H176ZM193 143V144H192ZM197 143V144H196ZM202 143V144H201ZM207 143V144H206ZM213 143V144H212ZM4 144V145H3ZM19 144V145H18ZM22 144L24 145V147L22 146ZM43 144V145H42ZM58 144V145H57ZM63 144V145H62ZM118 144H119V146H118ZM198 144H199V146H198ZM201 144V145H200ZM203 144H205V146L207 145V147H204V145ZM217 144V145H216ZM260 144V145H259ZM7 145V146H6ZM117 145V146H116ZM147 145H148V147H147ZM215 147H214V146ZM250 145H252V146H250ZM258 145V146H257ZM25 146H27L26 147V149H25ZM65 146V147H66ZM194 146H196V147H194ZM198 146V147H197ZM203 146V147H202ZM254 146V147H253ZM261 146H263V147H261ZM10 147V148H9ZM50 147V148H49ZM108 147V148H109ZM117 147V148H116ZM151 147V148H150ZM172 147V148H171ZM210 149H209V148ZM244 147H245V143H244ZM49 148V149H48ZM57 148V149H56ZM67 148V147H66ZM65 148V149H66ZM95 148V149H94ZM93 148V151H95L96 150V148L97 147H94ZM100 148V147H99ZM119 148V149H118ZM147 148H148V150H147ZM188 148V147H187ZM191 148H196V149H194V150H192ZM204 148V150H202V152L200 151L201 149H203ZM212 148V149H211ZM215 148V149H214ZM253 148V149H252ZM25 149V150H24ZM28 149V150H27ZM38 149V150H37ZM48 149V150H47ZM51 149V150H50ZM59 149V150H58ZM62 149V150H61ZM122 149V150H121ZM153 149V150H152ZM175 149V148H174ZM173 149V150H174ZM207 149H209V150H207ZM46 150V151H45ZM58 150V151H57ZM98 151L99 150H101V149H97ZM112 150V151H113ZM118 150H119V152H118ZM172 150V151H173ZM214 150V151H213ZM248 150V151H247ZM6 151V152H5ZM20 151H21V153H20ZM50 151V152H49ZM55 151H57V152H55ZM65 150H63V153H62V155L63 156H65V155H68V153H69V150H66L65 152H64ZM98 151L97 152H94V154H96V156H97V153H98ZM141 150H139L138 152L136 151V153H138V154H140V153H142V152H140ZM152 151V152H151ZM183 151V152H184ZM201 153H200V152ZM255 151V152H254ZM4 152V153H3ZM12 152V153H11ZM30 152V153H29ZM37 152V153H36ZM44 152H46V153H44ZM55 152V153H54ZM68 152V153H67ZM121 152V153H120ZM7 153V154H6ZM16 153V154H15ZM33 153V154H32ZM35 153H36V155H35ZM103 153V152H102ZM101 153V151H100V153H98V157L99 158H101L102 159V162H99L100 164H93V165H97V166H94L93 167V165H90L91 167H92V170L90 169L91 167H89L88 169H90V173L88 172L89 170H87V172L89 173V175H87L88 173L86 172L85 173V176L87 175V177L86 178H84L85 180H88L87 178H89L90 179V177L92 178V179H90V180H92V181H89L88 180V183L90 184H88L87 183V181H86V183H87V185L86 186H89V187H85V180H83L84 181V183L82 182V179L81 180H78V182H80L79 184H80V189H79V187H78V183L76 184V186H75V184H73V189H71V191H67V192H69V194L71 193L73 196H74V194L75 193H77L78 191H79V194L81 193L82 195V197H83V195L85 194H83V192H82V189H84L83 191H85L86 190V188H87V192H88V190H89V192L88 193H90L91 192V190H92V192H93V190H97L98 192H99V194H100V191H104V192H107V190H108V194H110L109 196H113L114 197V199H113V197H112V199L113 200H116V201H113V202H117L118 201V199H115L116 197L118 198V196L120 197V195H122L121 197H120V199H119V201L122 199V198H124V197H126L125 196V193L127 192L128 193V191H125V190H127V188L126 187H128L129 186V188H131V185H132V182H131V180L132 179H128V178H126L128 175V167H126V165H127V163L124 165V167L126 168L125 170H124V168H123V165H122V163L120 162V163H115V161H119V160H114V163L112 162V161H110V165H108V164H105L106 162H104V159L103 158H105L106 159V154H108L109 155V152H105L106 154H105V157H104V153L102 154ZM112 154H110V155H112V157H113V159H114V155L116 154V153H113V152H111ZM145 153V152H144ZM143 153V154H144ZM260 153H261V155H260ZM20 154V155H19ZM39 154H41V155H39ZM52 154V155H51ZM69 154H71V153H69ZM100 154V155H99ZM206 154V153H205ZM214 154V153H213ZM213 154H211L210 156L211 157H213L214 155ZM6 157H5V156ZM16 157V156H18L20 159L22 158V157H24V158H22V161L23 162H25V160H28V163H24V164H26V165H29V166H26L25 165V168H24V166H21V164H19L20 165V167H19V165L18 166H16L17 164H18V162H17V160H19V161H21L20 159H17V158H15L14 156ZM24 155V156H23ZM29 155V156H28ZM42 155H44L43 156V158H42ZM53 156V157H55L56 158V161L58 162V163H60V162H62V163H60L59 164V166L57 165V163H56V166L57 167H59L58 169H56L55 171H60L59 173V175L58 174H55V176L57 175V176H59L61 179H57L58 177L56 176H54V175H51V177L49 178V176H50V174L52 173V174H54L52 171H51V167H49V166H46L49 170H47V168H45L44 167V158L46 157V156ZM57 155H59L60 156V158L62 159H60V160H58L59 158L57 157ZM123 154H121V156H122ZM142 155V154H141ZM204 155V154H203ZM207 155V154H206ZM205 155V160H206V158H207V156ZM252 155V156H251ZM2 156V157H1ZM6 158V159H4V157ZM36 156H38V157H36ZM40 156V157H39ZM202 156V155H201ZM259 156V157H258ZM12 157V158H11ZM34 157H36L37 159H35ZM68 157V156H67ZM66 156H65V158H67ZM97 157V158H98ZM110 157V156H109ZM112 157H110V158H112ZM253 157V158H252ZM262 159H261V158ZM7 158L9 159V161L10 162H12V160L14 159L15 161H16V163H15V161H14V163H15V165H14V163L12 162V163H9L8 162V160H7ZM30 158V159H29ZM43 159V163L41 162V159ZM58 158V159H57ZM208 158H210L209 156H208ZM208 158H207V160H208ZM251 158V159H250ZM259 158V159H258ZM11 159V160H10ZM23 159H25V160H23ZM34 160V163L31 161V160ZM4 160V161H3ZM7 160V161H6ZM29 161H31V162H29ZM36 161V162H35ZM255 161V162H254ZM111 162L113 163V164H111ZM209 162L210 161H206V163H208V166L210 167V164H209ZM254 162V163H253ZM36 163V164H35ZM101 163H104V164H101ZM203 163H204V161H203ZM202 163V164H203ZM250 163H252V164H250ZM32 164V166H33V168H32V166H30ZM34 164V165H33ZM40 164H41V166H40ZM42 164H43V167H42ZM117 164H121L122 166H119V165H117ZM137 163H134V164H131V166H133L134 167V170H135V167L138 165H136ZM12 165V166H11ZM39 165V166H38ZM106 165V166H105ZM107 165L109 166V167H107ZM115 167H114V166ZM116 165L118 166V168L116 167ZM135 165V166H134ZM144 165V166H143ZM206 164L204 163V165L203 166H205ZM16 166V167H15ZM142 166L143 167H145V164H141V166H140V164H139V166H137L136 167V171H139V174H138V172L136 173V171H135V173L138 175V177H137V175H136V177L134 178L135 180V182L133 183V184H139V182L137 181L138 179L139 180H141V178H139V177H141L142 176V174H143V177H142V180L140 181V189L142 190H145V192L147 191L149 194L151 193H154V191L152 192H149L150 191V189L151 190H154V186H156V182L157 181H159V182H157V184H158V186H159V184H160V186L161 187H163V185L165 186V187H168L170 184H172V182L171 183H169L168 184V182H170V181H168L167 180V177L168 176H170V175H168V174H171V173H165L167 170H163L161 173H159L157 176H155L156 175V173L153 171V166L151 167V164H150V166H148V167H150V168H148L147 167V165H146V168H142ZM202 166V165H201ZM9 167H12L11 169H9ZM21 167H23L22 169H21ZM29 167V168H28ZM37 167H39V168H37ZM64 167V168H63ZM108 169H107V168ZM115 169H114V168ZM140 167V168H139ZM15 168V169H14ZM31 168V169H30ZM36 170H35V169ZM45 169L44 170V172H42L43 170L42 169ZM94 168H96V170L94 169ZM107 169V171H106V169ZM138 168V169H137ZM147 168H148V170H147ZM203 168V167H202ZM201 168V169H202ZM206 168H207V165H206ZM8 169V170H7ZM19 169H21V170H19ZM118 169V170H117ZM140 169V170H139ZM143 169V170H142ZM197 169L199 170V168L197 167ZM19 170V171H18ZM34 170H35V172H34ZM61 170H63V171H61ZM95 170V171H94ZM101 170H104L103 172L101 171ZM123 172H122V171ZM145 170V171H144ZM147 170V171H146ZM152 170V171H151ZM191 171H189V175H191V176H193V174L191 173V172H193L194 173V175H196L197 173H198V170H196L195 168H192V169H190ZM193 170V171H192ZM250 170V171H249ZM15 172V173H9V172ZM21 171V172H20ZM46 171V172H45ZM50 171V172H49ZM58 171L56 172V173H58ZM110 171H111V174H110ZM116 171H118V172H116ZM122 172V174L124 175L125 173L124 172H126V174L125 175H127V176H119V174ZM144 171V173H141V172H143ZM150 171V172H149ZM165 171V172H164ZM195 171V172H194ZM197 171V172H196ZM20 172V173H19ZM26 172H24L25 174H26ZM49 172V173H48ZM97 172H98V176L100 177H98V176H96L97 175ZM107 172H108V174H107ZM113 172V173H112ZM120 172V173H119ZM10 175H9V174ZM17 173V174H16ZM19 173V174H18ZM47 173V175H45V174ZM72 172H70L69 174H71ZM92 173V174H91ZM105 174V175H110L111 177L112 176H116V178H115V176L114 177H112V178H114V181H115V179L116 180H118L119 181V179H120V177L121 178H123V180H121L120 179V181L122 182V181H124V180H126V179H128L127 181L128 182H131V185H130V183H127V182H125L124 184H126V185H124V184H122V183H120V181H119V183L117 182V184L118 185H123V191H125V193H123L122 194V190H119V189H122V188H120V186H118L117 184H112V182L113 183H115L114 181H110L109 183L110 184H112V185H110L109 187H108V185L107 186H105L104 184H101V182H102V180L104 179V177H105V175L103 176V174ZM119 173V174H118ZM150 173V174H149ZM153 173V174H152ZM165 173V174H164ZM191 173V174H190ZM196 173V174H195ZM91 174V175H90ZM100 174V175H99ZM113 174V175H112ZM117 174V175H116ZM149 174V175H148ZM18 175V176H17ZM30 175V174H29ZM36 175V176H37ZM42 175V176H41ZM43 175H45V177L43 176ZM151 175V176H150ZM164 175V176H163ZM251 175V176H250ZM24 176V175H23ZM26 176V175H25ZM100 181H98L97 179L95 180L94 178L95 177ZM102 176V177H101ZM145 176V177H144ZM153 176V177H152ZM154 176H155V179H157L156 181H155V179H153L154 178ZM161 176H162V178H161ZM167 176V177H166ZM196 176H200L199 174L198 175H196ZM9 177V178H8ZM26 177H28V175L26 176ZM42 177V179L45 181V183H44V181H42V179H40ZM55 177V179H53ZM111 177H109V178H111ZM119 179H118V178ZM147 177V178H146ZM159 177H160V179H159ZM166 177V178H165ZM241 177V176H240ZM44 178H49V179H44ZM108 177L106 176V178L105 179H107ZM111 178V179H112ZM126 178V179H125ZM137 178V179H136ZM146 178V180H144ZM163 178H165V180L163 179ZM199 178V177H198ZM247 178V177H246ZM29 179V178H28ZM27 179V180H28ZM52 179V181H54V182H52V181H50ZM110 179V180H111ZM148 179V180H147ZM150 179V180H149ZM154 180V182H155V184L153 183V180ZM161 179H163V180H161ZM197 179V178H196ZM240 179V180H239ZM17 180V179H16ZM48 180V181H47ZM55 180H56V182H55ZM61 182V180H62V182H61V184H58V182L59 181ZM69 180H71V181H69ZM94 180V181H93ZM51 183H50V182ZM97 181V182H96ZM137 181V182H136ZM144 181V182H143ZM146 181H147V184L148 185H150V186H148L147 184H146ZM244 181V182H243ZM23 182H25L26 183V179H25V181H23ZM22 182V183H23ZM41 182V183H40ZM47 182V183H46ZM49 182V183H48ZM141 182L143 183V184H141ZM164 182H166V183H164ZM246 182H247V184H246ZM22 183H20V185H19V183H18V186H22ZM81 183H83V185H81ZM94 183V184H93ZM97 183H98V185H97ZM103 183H104V181H103ZM108 183V184H109ZM145 183V184H144ZM151 183V184H150ZM154 185H153V184ZM27 184V183H26ZM28 184H29V182H28ZM31 184V185H32ZM52 186H51V185ZM54 184V185H53ZM62 184H64V185H62ZM71 184L70 185H67V186H71ZM95 184H96V186H95ZM99 184H101V185H99ZM136 185V186H134V185H132V186H134V187H132V190L134 191L135 189H136V191L139 193V196H140V193H141V195L143 194L142 192H139V191H141V190H139L137 187L139 186V185ZM177 185H178V188L179 187H182L181 185H183V184H179V183H176ZM175 184V185H176ZM47 185H48V187H47ZM93 185V186H92ZM145 185V186H144ZM147 185V186H146ZM246 185H247V187L249 188H247L246 187ZM25 186V185H24ZM23 186V188L24 189H26V187H24ZM57 187L58 186V188H55V187ZM66 186V187H67ZM81 186H82V188H81ZM90 186H91V188H90ZM98 186H99V188H98ZM103 186V188H105V187H107L106 189H103V188H101ZM105 186V187H104ZM116 186V187H115ZM124 186H126L125 188H124ZM142 186H144L143 188H142ZM233 186V185H232ZM238 186V187H237ZM241 186H244V187H241ZM54 187V188H53ZM69 187H67V188H69ZM76 187H77V189H76ZM94 187V188H93ZM95 187H96V189H95ZM110 187H112L111 188V191H109L110 190ZM116 188V189H113V188ZM117 187H119V188H117ZM122 187V186H121ZM136 187V188H135ZM147 187V188H146ZM152 187V188H151ZM154 187V188H153ZM185 187V189H186V187H187V192L188 191H190L191 189V191L193 192L194 191V189H196V188H193L192 186H186V185H183V187L182 188H184ZM189 187H192V188H189ZM231 187V186H230ZM43 188V189H42ZM90 188V189H89ZM93 188V189H92ZM135 188V189H134ZM145 188V189H144ZM149 188V189H148ZM182 188H180L179 190H181ZM39 189V190H40ZM76 189V190H75ZM101 189V190H100ZM117 189H118V191H117ZM241 189V190H240ZM242 189H244L243 190V192H242ZM257 191H256V190ZM68 190H70V189H68ZM115 190V191H114ZM184 190V189H183ZM231 190V189H230ZM247 190V191H246ZM51 191V190H50ZM54 191V190H53ZM52 191V192H53ZM81 191V192H80ZM119 191H121V192H119ZM136 191H134V193L136 192ZM186 191H184L185 193H186ZM197 191V193L195 194V193H192V192H189V193H191L192 194V196H190L189 198H195L196 196H197V198L201 195V193H202V190L200 191V189H196L195 190V192ZM242 192V194H244L243 195V198H242V194L240 193V192ZM246 191V193H244ZM254 191V192H253ZM42 192H44V191H42ZM56 192V191H55ZM55 192H53V193H55ZM67 192H63L64 194L65 193H67ZM73 192H74V194H73ZM97 192V193H98ZM103 192V194H105ZM113 192V193H112ZM115 192V193H114ZM146 192V193H147ZM177 192L178 191H176V194H177ZM219 193H220V190L218 191ZM248 192H251V197H250V195H249V193ZM126 193V194H127ZM181 193V192H180ZM179 192H178V194H180ZM198 193H199V195H198ZM205 193H208V192H205ZM202 194L201 196H203V197H199L198 199H197V201L199 200V199H201V198H203V200L201 201V200H199L198 202L194 199L193 200V202H196L195 204H196V206L194 205L193 206V202L191 203V202H188V200H187V198H188V196H189V194H187L188 196H186V195H184V198L187 200H184V198H183V196H181L182 198L181 199H183L184 201L181 203V201L182 200H178V202H179V204H178V202L176 201V204L177 205H179V206H181L182 204H184L185 206H188V205H192V207L191 208H195V207H197V208H199L198 207V205L199 206H206L205 204H209L210 202V204H209V206H211V204L215 201V199L213 200V198H215V196L212 198L211 197V195L209 194V196H208V194L206 195V194ZM222 193V192H221ZM220 193V194H221ZM238 193V194H237ZM257 193V194H256ZM56 194V193H55ZM60 194V193H59ZM78 194V193H77ZM77 194H75V195H77ZM79 194L76 196V197H78L79 196ZM107 194V193H106ZM108 194H107V196H108ZM136 194V193H135ZM151 194H150V196H151ZM175 194V193H174ZM175 194V196H177ZM182 194H183V191H182ZM190 194V195H191ZM241 194V196H239ZM254 194V195H253ZM87 194H85V196H86ZM89 195V194H88ZM101 195H102V193H101ZM115 195V196H114ZM134 195V194H133ZM133 195H131V196H129V198L131 197V199H132V201H129V200H131V199H129V200H126L125 198V200L126 201H128V202H130V203H132V204H134V205H132V204H130L129 203V205H132V207H134V206H137L138 205V207L137 208H140L141 207V201L140 200H138L139 199V197H138V194H136L135 196H137L138 197V199H137V197L136 198H133L134 196ZM145 196H146V194H144ZM143 195V196H144ZM181 195V194H180ZM194 195H196V196H194ZM253 195V196H252ZM103 196H105V195H103ZM106 196V197H107ZM208 196V198H206V197ZM249 198H248V197ZM256 196V197H255ZM87 197H89V196H87ZM87 197H86V200H87ZM141 197V196H140ZM178 197V196H177ZM211 197V198H210ZM248 198V202H247V199H245V198ZM259 199H258V198ZM80 198V197H79ZM90 198H91V196H90ZM89 198V200H91ZM146 198V197H145ZM244 199V200H241V199ZM253 198V199H252ZM82 199H84V198H82ZM92 199H93V196H92ZM95 199V198H94ZM92 200V201H95V200ZM106 199V198H105ZM134 199H135V201H134ZM180 199V198H179ZM208 199H209V201H208ZM257 199H258V201H260V202H262V203H260L259 204V202L257 201ZM111 201V198H109L108 199V201ZM124 200V201H125ZM218 201H219V199H217ZM236 201H237V199H235ZM234 200V201H235ZM251 200V201H250ZM263 200V201H262ZM96 201H97V198H96ZM100 201V200H99ZM105 201V200H104ZM186 201V202H185ZM204 201H206V202H204ZM213 201V202H212ZM232 201H233V199H232ZM244 203H243V202ZM122 202H123V200H122ZM121 201H120V203H122ZM127 202V203H128ZM163 202V203H162ZM165 201L163 200L162 201V199H161V201H159V203H157L158 204V206L160 207V205L162 204V206H161V209L162 208H164L165 206H167L165 203H164ZM187 204L188 203V205H186L185 203ZM202 202V203H201ZM204 202V203H203ZM220 202V201H219ZM238 202V201H237ZM118 203V202H117ZM143 203H145V201H143ZM142 203V204H143ZM148 203V202H147ZM147 203H146V205H147ZM200 203V204H199ZM230 203V202H229ZM236 206H235V208L237 207V205H239V204H236V202H233ZM255 203H257V204H255ZM149 204V203H148ZM175 204V205H176ZM198 204V205H197ZM202 204V205H201ZM223 203L221 202V205H222ZM224 204H227V203H224ZM232 204V203H231ZM247 204V205H248ZM263 204V205H262ZM128 205V206H129ZM145 205V204H144ZM146 205H145V207L144 208H148V207H146ZM164 205V206H163ZM177 205L175 206V207H177ZM221 205L219 206V207H221ZM233 205V204H232ZM232 205H230V206H224L223 205V207L225 208V209H228L227 207H229V209H231V207H233L234 208V205L232 206ZM259 205V206H258ZM147 206H149V205H147ZM157 206V207H158ZM178 206V207H179ZM185 206H183L182 205V207L184 208ZM240 206V205H239ZM254 206V207H253ZM158 207V208H159ZM174 207V208H175ZM177 207V208H178ZM207 207H208V205H207ZM218 207V208H219ZM259 207V208H258ZM262 207V208H261ZM143 208V207H142ZM166 208V207H165ZM186 208V207H185ZM185 208H184V211H187L188 209V211L187 212H185V213H192L194 210H192V209H190V208H186V210H185ZM197 208H195V209H197ZM206 208V207H205ZM222 208V207H221ZM221 208H219L220 209V211L222 210ZM232 208V209H233ZM160 209V208H159ZM180 209H182V208H180ZM199 209H201L202 211H203V209L204 208H199ZM250 211H249V210ZM259 209H262V210H260V212H259ZM192 210V211H191ZM198 210V209H197ZM199 211V213L200 212H202V211ZM237 210H238V208H237ZM196 211V210H195ZM194 211V212H195ZM219 211V212H220ZM222 211H224V210H222ZM253 211V212H252ZM193 212V213H194ZM218 212V211H217ZM192 213V214H193ZM196 213H198V211L196 212ZM198 213V214H199ZM240 213V212H239ZM242 213V212H241ZM253 213V214H252ZM262 214V216H261V214ZM252 214V215H251ZM254 214H256L255 216H254ZM254 216V217H253ZM258 217V218H257ZM253 220V221H254ZM262 220V221H261ZM261 221V224H264L263 223V221H264V218L263 219H260V220H258V222L257 223H259ZM256 222V221H255ZM1 228V227H0ZM0 233H2V232H0ZM82 237H80L79 235L77 236H74V238L75 237H77V238H75L76 240H74V238H73V236H72V238H71V236H68V238L70 239V240H72V242L74 243H77L78 245H79V243H78V241L81 243V242H83V243H85V244H83L82 246H86L87 244H88V248H89V250H90V245H91V247H94V246H92V245H95V244H93V243H97L96 244V246H95V248L97 247H99V249H93V248H91V249H93L94 250V252H92V250H90L91 252L89 253V254H91L92 256L93 255H95L96 253L95 252H97L98 253V255H99V253H100V257L97 255V257L95 256V258H94V256H93V258H94V260L95 261H93L92 259H91V255H88V253H87V255H88V257H89V259H91L92 261V263L91 264H106V261H105V259H107V262L109 263V260H110V263L109 264H126V263H132V264H137V261H139V263L138 264H140V262L142 261V259H143V261H142V263L141 264H143V262L145 261H147V260H149V261H147L146 263L144 262V264H154V263H157V264H173V262H175L174 264H178L180 261H181V263H179V264H205V263H201L200 262V258H206V256L209 258V257H211L212 255H213V253L212 254H208V253H205V254H201L200 256L199 255H197L196 254V256H195V254H190V256L188 255V256H186V254H188V253H180V255L177 253V255H176V253H174V252H170V251H162V250H160V249H157V248H146V246L145 245H143V244H136V245H132V244H134V243H132V242H128V241H126L128 244H126V242H124V241H116L115 242V240H111V241H108V240H110V239H105L104 238V240H103V238L101 239L100 238V241L98 240V242L96 241L97 239V237H95V236H93L91 239L92 240H95L94 242L92 241L91 243H90V239H88L87 240V238L89 237V236H87V237H85L84 235H81ZM92 235H90V237H91ZM67 237V236H66ZM78 237H79V240H77L78 239ZM67 238V239H68ZM84 238V239H83ZM82 239V240H81ZM98 239H99V237H98ZM103 240V241H102ZM77 241V242H76ZM84 241H86V242H84ZM105 241H108V243L110 244H108L107 242H105ZM89 242V243H88ZM111 242H113L112 244H111ZM101 243V244H100ZM115 243V244H114ZM116 243H118V244H116ZM120 243V244H119ZM123 243V244H122ZM82 244V243H81ZM100 244V245H99ZM103 244H104V246H107V245H109V246H107L108 247V249H106V247H105V249H104V247H103ZM105 244H107V245H105ZM99 245V246H98ZM79 246H81V245H79ZM116 246L120 249H116ZM126 246V247H125ZM133 246H134V248H133ZM140 246V247H139ZM87 247V246H86ZM102 247H103V249H102ZM131 247V248H130ZM88 248L85 250L84 249V251H85V253H86V251H88ZM112 248H114L113 250H112ZM126 248V249H125ZM130 248V249H129ZM111 249V250H110ZM126 250V251H123V250ZM128 249V250H127ZM138 249V250H137ZM140 249V250H139ZM144 249H146V251L144 250ZM151 249V250H150ZM158 250V252L160 251V253H157L156 251ZM96 250V251H95ZM102 250V251H101ZM103 250H104V252H106L107 250V253L105 254L104 252H103ZM110 250V251H109ZM123 252H122V251ZM136 250L138 251L137 252V254L136 253H134V252H136ZM145 251V252H142V251ZM156 250V251H155ZM119 253H117V252ZM120 251H121V253H123V254H121L120 253ZM133 251V252H132ZM153 251H155V253H153ZM112 252L114 253V254H112ZM116 252V253H115ZM127 252V253H126ZM132 252V253H131ZM148 252V254H146V256H145V253H147ZM150 252H152V254L154 255V256H156V257H154L152 254H150ZM164 252V253H163ZM166 252V253H165ZM3 253V252H2ZM2 253H0V254H2ZM93 253V254H92ZM144 253V254H143ZM17 254V253H16ZM16 254H14V256L16 255ZM107 254H108V256H107ZM131 254V255H130ZM133 254V255H132ZM138 254H142V255H138ZM168 254V255H167ZM170 254V255H169ZM172 254V255H171ZM175 254V255H174ZM181 254H183V255H181ZM209 256H208V255ZM13 255V254H12ZM104 255V256H103ZM111 255V256H110ZM117 257H116V256ZM127 255V256H126ZM134 255H136V256H134ZM152 255V256H151ZM158 255V256H157ZM205 255V256H204ZM216 255V254H215ZM217 255H219V254H217ZM216 255V256H217ZM13 256V257H14ZM103 256V257H102ZM105 256H106V258H105ZM138 256H142V257H138ZM167 256H169L167 259H166V257ZM171 256V257H170ZM173 256V257H172ZM193 256H195V257H193ZM222 255H220V256H218V257H221ZM224 256V255H223ZM222 256V257H223ZM13 257L11 256V260H13ZM17 257H20V255H18ZM16 257V258H17ZM22 257V256H21ZM101 257H102V259H101ZM119 257H120V260H118L119 259ZM122 257H124V260H123V258ZM137 257H138V259L139 260H137V261H135V259H137ZM145 257V258H144ZM149 259H148V258ZM151 257V258H150ZM161 257V258H160ZM165 257V258H164ZM176 257V258H175ZM180 257H182V258H180ZM187 259H186V258ZM189 257V258H188ZM193 257V258H192ZM197 257H198V259H197ZM214 257V255L211 257V259ZM226 256H224L223 258H220L221 260L223 259V260H225L226 262H227V257L225 258ZM2 258L3 257H0V259L2 260ZM23 258V257H22ZM28 257H26V259H24V260H26L25 262H29V261H27L28 259H27ZM98 258V259H97ZM101 259V262L102 263H99L100 262V259ZM104 258V259H103ZM118 258V259H117ZM134 258V259H133ZM152 258H155L156 260H154V259H152ZM177 259L178 260V263H177V261H174V259ZM184 258V259H183ZM191 258V259H190ZM225 258V259H224ZM15 259V258H14ZM19 259V261H21L20 260V258H17V260ZM30 259V258H29ZM115 259H117V260H115ZM130 259V260H129ZM134 260V262H133V260ZM147 259V260H146ZM154 261L153 263H152V260ZM158 259H159V261H158ZM163 259V260H162ZM170 259H172L173 260V262H171L170 261ZM207 259V258H206ZM210 259V258H209ZM206 260L207 262H209L210 260ZM214 259V258H213ZM216 259V258H215ZM218 259V258H217ZM220 259H218V260H220ZM4 260V259H3ZM16 260V261H17ZM23 260V261H24ZM97 260V261H96ZM99 260V261H98ZM104 260V261H103ZM126 260V261H125ZM129 260V261H128ZM180 260V261H179ZM183 260V261H182ZM185 260H187V261H185ZM189 260V261H188ZM197 260L199 261V262H197ZM202 260V259H201ZM228 260H230V261H232V259H230V258H228ZM18 261V262H19ZM31 261V260H30ZM90 261V260H89ZM118 263H117V262ZM123 261V262H122ZM128 261V262H127ZM130 261H132V262H130ZM163 261V262H162ZM171 262V263H168V262ZM212 261V260H211ZM215 261V260H214ZM213 261V262H214ZM35 262V261H34ZM34 262H29V264L30 263H34ZM113 262V263H112ZM183 262V263H182ZM190 262V263H189ZM206 262V264H210V263H207ZM107 263V264H108ZM20 264V263H19ZM26 264H28V263H26ZM34 264H36V262L34 263ZM37 264H41V263H37ZM42 264H44V263H42ZM211 264H212V262H211ZM230 264V263H229ZM231 264H234V263H231ZM235 264H237V263H235ZM239 264H242V263H239ZM246 264V263H245Z\"/></svg>",
    "mask_w": 264,
    "mask_h": 264
}]
</instances>
